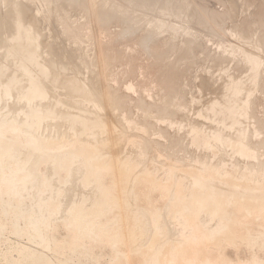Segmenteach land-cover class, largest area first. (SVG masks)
Returning <instances> with one entry per match:
<instances>
[{
  "label": "bare ground",
  "instance_id": "1",
  "mask_svg": "<svg viewBox=\"0 0 264 264\" xmlns=\"http://www.w3.org/2000/svg\"><path fill=\"white\" fill-rule=\"evenodd\" d=\"M34 1L35 0H0V47L2 48V44H3V42H4V39L6 40L7 39V41H9L8 40V37H10V36H12L16 41L15 42H13L14 40H13V38H12V44H10V45H8L7 44V41L5 42L6 44H7V48L6 49H8V46H11V47H16V48H13L14 49V51H16L15 49H18L17 51H19L21 54H20V56L21 57H19V59H21L22 58V60H23V62H20V61H18V62H20V64H25L26 66H28V69H29V71L30 72H28V70H27V72L26 73H28V74H25V72L24 73H22L21 75H23V77H24V79L27 77L29 80L27 81L28 82V85H26L22 90H20L19 91V89H18V92H16L17 90L15 89L16 88V84H17V78H19V77H17V75L15 76H13V74H12V72H10L11 70H10V65L8 64V63H11V62H13V61H10V62H8V58H9V54L8 53H10L8 50L6 51V49H5V47H4V49H5V54L4 55H2L1 53H0V56H2V58H3V60L0 62V73L2 74V77H4V80L2 81V80H0V105H2L3 106V104H4V106H6V104L8 103L9 104V102L7 101L9 98H10V95L11 94H13L14 92H15V98L14 99H16L17 101H18V103L20 104V103H24V105L25 106H27V109L26 110H24V111H18V112H16V113H11V112H5V114L4 113H0L1 115L3 114V116H2V118H0V232L2 231V234H3V232L4 231H7V232H9V233H11V234H13L12 236L14 237V235L16 236V237H20V238H25L26 240H27V242L29 241V242H31V243H33L34 245H36V246H38L37 248H39V249H36V250H34V249H30V248H28V247H20V246H14V247H12V246H10L9 248H7L6 250H4V251H2V252H0V260H2V262H3V264H67L66 262L69 260L70 262H72V261H74V260H77L76 262L78 263V262H80L81 260H83V261H85V264H87L89 261H92L93 262V260H95L96 258H97V255L96 256H94L93 255V257H92V251L94 250V248L96 249V247H95V245L97 244V245H100V247L101 246H103V245H101L102 244V242H105V243H107L106 244V246H108V248H111V252L112 253H114L110 258H112V261L110 260V262H112V263H108V264H113V263H117L118 262V264H119V262L121 263V260L122 261H124L123 260V257H121L120 255H121V253H122V251L120 252L119 251V248L118 247H120V246H118V243L120 242H122V244H123V241H122V239H124V238H122V234L120 233V231H115V225H112L111 223H110V221H112V219H109V218H105V219H107V220H102V219H104V217H106L107 215H111L112 213H113V209H115V207L117 206L116 204H115V200L117 199H115V197H117L116 196V194H115V196L113 197V192H114V190H115V188H117L119 185H120V187H121V190H122V188H125L126 186H129L128 184H130V182H132L131 180L133 179V177H134V175H133V173H134V171H135V169H134V167H135V165H134V167H133V169H134V171H133V169L131 170V167L133 166L132 164H131V162L133 161L132 159H127V160H125V158H124V160L125 161H122L123 163V165H122V169L121 170H119V172H120V174L119 175H121L120 177H119V179L121 180H119V179H116L117 180V182L119 183V181H120V183H119V185H117V187H115V185H114V182L113 181H111V183L110 184H108V186L106 185V186H103L102 185V178H105V177H103V174H104V172H107L108 173V171H109V167H111V166H109V162L107 163V162H105L104 160H103V157L104 156H106V154H104V155H100V154H98V148L100 149V148H102V147H104L105 145L107 146V143L104 145V146H101V147H98L97 145L99 144V143H97V144H93V145H90V144H87V143H84L83 144V142L81 143V142H79L78 143V136L79 135H81V134H79L78 135V132H79V130H80V128H82V129H85V128H87V127H93V125L94 124H96V123H98V122H101L102 123V119L100 118L101 116H100V107L98 108V106L99 105H97V106H95L96 104H97V102H96V104L94 103L95 102V98L93 97V95H92V93H91V91H90V88H88L89 87V84H88V86H87V84H85V82H83V80L82 79H88V77H89V75H88V77L87 78H85L84 76H82V75H79V76H82V82L81 81H74V80H66V81H64V84L67 86V89H69V96H76V97H79V102H75V103H73L72 104V106L70 107V109H66L65 107H62V108H60V106H62V105H60L58 102H56V108H55V106H52V108L54 107L55 108V111L57 110V111H61V109H63V108H65L66 110H64L63 111V113H58V114H56V113H54V112H50L49 110H50V108H51V105L52 104H54L55 102L53 101V103L52 104H50V102L48 103H45V100H47V98H48V95H47V91L44 89V84H47V83H52V81L54 80V78L56 77V76H51V74L49 73V72H51V71H53V69H51V67H49V66H51V65H53V63L50 61V63H52V64H50L49 66H47L48 67V69L47 68H45V69H47V70H49V68L51 69L50 71H47V70H45V71H43V69L40 67L41 65H43V66H45V61L43 62V64H41L40 65V63L38 62V61H35V60H33L34 58V56H37L38 54L37 53H39V51H36L37 49H35V51L37 52V53H35L36 55H34L33 57H32V55H30V54H28V52L27 51H29V50H33V48H35V46H36V48L38 47V46H40V45H43V46H45L44 44H40V45H38V43L37 44H35V46L33 45V43H35L34 42V39L32 40V38L33 37H31L30 36V33L31 34H33V36L34 35H36V37H38L37 39H38V41L39 40H41L42 38H44L43 36H40L41 34H43L44 35V33H41L40 35H39V31H36V29L37 30H40V28H41V30H43V28H42V26L44 27V24H43V22L42 21H44L45 20V17L46 18H48L49 17V20H51V18L53 19V21L55 20V22H56V24L55 23H53L54 25L53 26H57V27H55V28H59L58 27V25L63 29L61 32H63V33H61V32H59L61 35L62 34H67L66 33V31H71L72 30V28L75 30V28H77V26L78 25H76V26H74L75 24H77V23H75L74 24V22H75V20H72L71 19V17L72 18H74L73 16H71L70 17V19L72 20H70L69 19V17L66 15V14H68L69 12H70V10H73L74 12H78L79 14H81V13H85V12H88V13H91L93 16V21H94V23L96 24V25H98L97 27H98V29H101L100 27H102V25H104L103 27H105V29H106V26H108V24H109V27L111 26L110 24L114 21V22H118V21H120L121 22V24H122V28H123V30H122V28L120 29L121 30V34L120 35H122V36H120V37H128V38H135V36L136 37H138V47L140 46L141 48L140 49H142L144 52H146V53H148V54H150V55H154V57L153 58H155V55L157 56L156 58H159L160 60H162L163 61V63H165V64H167V66H165V67H168V68H170L171 69V72L173 71V72H176L177 74L176 75H178V73L181 71L180 69L181 68H186V69H184V70H188L187 72L188 73H190V71H189V69L188 68H190L189 66H187V67H185L187 64L188 65H190V63L192 62V61H194L193 59H195V58H193L194 57V55L195 54H197V52H195L197 49H199V48H196V40H192V39H194V38H196L197 37V34L199 33H195V32H193V30H196V29H193L192 31H191V29H189L190 31L189 32H191V33H194L195 34V36H193V37H190V33H189V35L188 34H184L186 31L185 30H183V32H182V30L181 29H184L183 28V26H182V28H181V26L179 27V25L180 24H176V23H182L183 21H185L184 23H186V22H188V24L192 27V28H196V27H198V28H200L199 30H203L204 31V33H205V28H208V26H210V25H212L213 24V20L214 19H216L217 18V16L215 17V15H213V14H215L216 13V11H215V13H213V9H212V7H211V9L212 10H210L209 9V7L208 8H206V6L207 5H205L204 3H202V2H204L205 0H201V2H200V0H195L197 3H199L200 2V4H197V7L199 8V6H200V11L202 10V11H204L203 13H205L206 15H201L202 14V11H201V14H199V10H198V8L196 9V5H195V3H192V0H44V1H46V2H48V3H50L52 6L49 8V7H47V8H49V10L46 8V10H48V12H49V15H46L47 13H45V17H44V20H42L41 21V19H40V17H39V14H37V12L35 11V9L32 7L31 8V6H32V4H34ZM40 1V0H39ZM120 1V2H119ZM199 1V2H198ZM207 1V0H206ZM213 1V0H212ZM215 1V0H214ZM222 1L223 0H221V3H222ZM236 2H237V0H235ZM246 2V5L249 7L248 9L250 10V8L255 12V14H256V17H254V15H253V17H252V15H251V17L252 18H254V19H256L257 20V22L255 21V23L257 24H259V25H255L258 29H256V28H253V29H256V30H258V32H259V30H261L260 29V25H262V26H264V0H245ZM36 2H38L37 0H36ZM46 2H44V3H46ZM59 2V5L57 6H54L55 5V3H58ZM194 2V1H193ZM242 2V0H240V2L238 1V5H240L239 3H241ZM40 3V2H39ZM38 3V4H39ZM210 3V2H209ZM215 3V2H214ZM225 3H227V0H226V2ZM224 3V4H225ZM228 3H230V2H228ZM227 3V4H228ZM124 4V5H123ZM202 4V5H201ZM203 4H204V7H203ZM206 4H207V2H206ZM213 4V3H212ZM226 4V6H228ZM231 5L232 4H234L233 3V0H232V3H230ZM236 4V3H235ZM42 5H44V4H42ZM46 5V4H45ZM44 5V6H45ZM222 5V4H221ZM231 5H230V7H231ZM237 5V6H238ZM242 5H243V2H242ZM242 5H240V7L242 8ZM245 5V4H244ZM245 5V6H246ZM226 6H225V8H226ZM233 6V5H232ZM235 6V5H234ZM68 7H70V9L68 8ZM202 7V8H201ZM230 7H227V9L229 10V8ZM236 7V6H235ZM239 7V8H240ZM44 7H43V9H45ZM66 8H68L69 9V12L67 13V10L65 11V9ZM237 8V7H236ZM245 8V7H244ZM247 8V7H246ZM258 8H260V9H258ZM227 9H224V10H227ZM232 8H230V10H231ZM233 9H235V8H233ZM232 9V14L230 13V12H228V13H230L231 15H229V14H227V15H229V16H231L232 17V15H234V12L238 9H236L235 11ZM198 10V11H197ZM223 10V12L222 13H224L225 11ZM240 10H242V9H240ZM239 10V11H240ZM45 11V10H44ZM64 11L66 12V13H64ZM234 11V12H233ZM3 12H5L4 14H5V16H2V14H3ZM221 12V11H220ZM245 12L247 13V10H245ZM257 12V13H256ZM43 13V12H42ZM64 13V14H63ZM78 13H77V15H78ZM245 13V14H246ZM64 15V17H63V15ZM71 14H72V12H71ZM74 14V13H73ZM72 14V15H73ZM217 14V13H216ZM226 14V13H225ZM224 14V15H225ZM236 14V13H235ZM241 13H239L238 14V16L240 15ZM254 14V13H253ZM62 15V16H61ZM84 15H86V13L85 14H83V16ZM88 15V14H87ZM86 15V16H87ZM219 13H218V17H219ZM222 15V14H221ZM221 15H220V17H221ZM226 15V16H227ZM243 15V11H242V14L240 15V16H242ZM247 15V14H246ZM250 15V14H249ZM39 18H38V17ZM44 16V15H43ZM69 16H70V14H69ZM81 16H82V14H81ZM85 16V17H86ZM203 16V18L204 17H206V16H209L210 17V19H211V22H212V24H209L208 26L206 25V19H208L207 20V24L210 22L209 21V18H205V20L202 18L201 19V17ZM229 16H227V19L226 20H232V19H228V17ZM235 16V17H234ZM232 18H236V16H237V14L236 15H234ZM219 17V18H220ZM231 17H229V18H231ZM243 17V16H242ZM241 17V18H242ZM247 17V16H246ZM40 19V21H41V23H42V26L40 27V22H39V20L38 19ZM223 18H226V17H224L223 16ZM221 19V18H220ZM220 19H216V20H214V22L216 21V23H218L217 22V20L218 21H220V28H224L225 26L223 25V24H221V23H223ZM238 19V18H237ZM242 19H244V17L242 18ZM49 20L48 19H46V23H47V21H48V23H50L49 22ZM76 20H78V19H76ZM80 20V19H79ZM92 20V19H91ZM90 20V21H91ZM204 20V21H203ZM240 20V19H239ZM238 20V21H239ZM67 21H70V23L68 22L67 23ZM74 21V22H73ZM85 21V20H84ZM209 21V22H208ZM224 21V20H223ZM234 21V20H233ZM236 22H237V20H235ZM38 22H39V24H38ZM44 22V23H45ZM52 22V21H51ZM78 22H80V21H78ZM110 22V23H109ZM113 22V23H114ZM224 22H226V21H224ZM229 22V21H228ZM232 22V21H231ZM45 23V24H46ZM227 23V22H226ZM233 23V22H232ZM38 24V26L40 27L39 29H38V26H36ZM58 24V25H57ZM70 24V25H69ZM74 24V25H73ZM95 24H94V26H95ZM100 24V25H99ZM107 24V25H106ZM118 24V23H117ZM188 24H185V25H188ZM230 24V23H229ZM238 24V23H237ZM241 24H242V22H241ZM250 24H252L251 22H250ZM49 25V24H48ZM72 25V26H71ZM84 25V24H83ZM83 25H81L82 27H83ZM90 25H91V23H90ZM89 25V26H90ZM116 25V24H115ZM206 25V26H205ZM224 27H223V26ZM227 25V24H226ZM248 25V24H247ZM253 25V24H252ZM46 27H47V25H45ZM205 26V28L203 29V27ZM214 26H216V27H218L217 26V24H214ZM213 26V27H214ZM233 27H236V26H234V25H232ZM238 26V25H237ZM262 26H261V28H262ZM37 27V28H36ZM49 27V26H48ZM96 27V28H97ZM102 27V28H103ZM211 27V26H210ZM215 27V28H216ZM229 27V26H228ZM239 27H241L242 28V25L240 26L239 25ZM238 27V28H239ZM252 27H254V26H249V28L247 27L246 29L248 30V29H252ZM50 28H53L52 26L50 27ZM61 28H59V29H61ZM87 28V27H86ZM108 28V27H107ZM181 28V29H180ZM214 28V29H215ZM229 28H231V26L229 27ZM237 28V30H239ZM264 28V27H263ZM94 29V28H93ZM105 29H103L104 31H105ZM119 29V28H118ZM209 29V28H208ZM207 29V30H208ZM213 29V28H212ZM218 29H219V27H218ZM235 29V28H234ZM245 29V30H246ZM40 30V31H41ZM45 30V29H44ZM47 30H49V29H47ZM74 30H72V31H74ZM78 30V29H77ZM83 30V29H82ZM107 30V29H106ZM187 30V29H186ZM210 31H211V29H209ZM208 30V31H209ZM216 30V29H215ZM223 30H226V29H223ZM223 30H221V29H219V31H221L222 33L224 32ZM228 30L230 31V29H227L226 31V33H229V34H232V33H230V32H232V31H234L232 28H231V30L232 31H230V32H228ZM236 30V31H237ZM249 30V31H250ZM49 31H51V30H49ZM53 31V30H52ZM71 31V32H72ZM76 31V30H75ZM87 31V30H86ZM110 31H112V30H110ZM116 31V30H115ZM185 31V32H184ZM198 31V30H197ZM207 31V32H208ZM209 31V33H210V35L212 34V33H214L213 32V30H212V32H210ZM242 32V30H239V32ZM248 31V32H249ZM251 31H254V30H251ZM27 32H28V36H30L31 37V39H30V42H31V40L33 41V43H29L27 40L29 39V37L27 36ZM35 34H34V33ZM54 32H55V30H54ZM57 32V33H58ZM69 33L68 32V36H69V34H72V33ZM77 32V31H76ZM96 32H98V31H96ZM106 32V31H105ZM188 32V31H187ZM215 32H217V31H215ZM221 32H218V34H220ZM238 32V33H239ZM262 32V30L259 32V33H257V34H260ZM263 32H264V30H263ZM74 33V32H73ZM115 33V32H114ZM225 33V32H224ZM238 33H236L235 32V34H238ZM246 33L247 32H243L242 34H243V37H245V35H246ZM250 34H251V32H249ZM253 33V32H252ZM48 34V33H47ZM54 34V36L56 35L55 33H53ZM52 34V35H53ZM60 34H57V35H59L60 36ZM79 34V33H78ZM96 34V33H95ZM102 34V33H101ZM119 34V33H118ZM201 34H203L202 32H201ZM235 34L233 33L231 36L233 37V35H234V37H235V40H236V37L237 36H235ZM249 34V35H250ZM257 34H255L256 36H257ZM263 34V33H262ZM262 34H260V35H262ZM63 35V36H64ZM73 35V34H72ZM87 35V34H86ZM98 35V34H97ZM95 36V37H93V39H91L92 40V42L94 41V42H96V43H94V45H92V44H90L91 46H96L95 48H94V50H93V48H92V50H90V51H93V52H90V51H88L89 49H91V47L89 46V44H88V47L86 46V50H87V48H88V52H90L88 55H87V57H84V58H87V59H83L81 56L82 55H78V54H80V52H83L85 49H84V47H83V49L81 48V44L80 45H78L79 43H78V40L77 41H74L77 45L76 46H74L75 48H73V50H74V53H73V51H72V53H70L69 55H67V57H68V59H69V61H70V57H71V61H72V57H73V61L76 59V58H78L80 61H79V65L80 66H82L83 68H85L86 70H88V72H90V71H92V70H94L96 67H94V65L95 64H92L94 61H99V62H97L96 64H98V63H100L101 65L99 66V67H101L102 65H106V68L107 67H109L110 66V64H111V62L109 63V59H111L110 57H109V59H108V57H106V56H104V55H106V54H104L103 55V53H100V52H98L97 53V49H99L98 47H100L99 45H100V42H99V36ZM114 35V34H113ZM206 35L207 34H204V36H200V34H199V36L201 37V40L204 38V37H206ZM214 35H215V33L212 35L213 37H214ZM221 35H223V34H221ZM248 35V34H247ZM246 35V36H247ZM249 35H248V37H249ZM253 37H252V39L253 38H255L256 36H254L253 34H251ZM251 35H250V37H251ZM53 36V37H54ZM63 36L62 37H60V38H63ZM67 36V37H68ZM71 36V35H70ZM74 36V35H73ZM82 36V35H81ZM212 36H208L207 35V37H209L210 39H212L213 37ZM226 36V35H225ZM230 36V35H229ZM238 36H239V39L238 40H240V38L242 37V35L240 36V33L238 34ZM42 37V38H41ZM48 37H49V35H48ZM75 37V36H74ZM74 37H72V38H74ZM114 37H115V35H114ZM117 37V36H116ZM199 37V38H200ZM206 37V39H205V43H206V40H208V38ZM215 37H216V35H215ZM214 37V38H215ZM217 37H220V35L219 36H217ZM216 37V38H217ZM224 37V36H223ZM241 38V39H244V38ZM249 37V38H250ZM263 37V36H262ZM11 38V37H10ZM9 38V39H10ZM60 38L58 37V39L60 40ZM70 38V37H69ZM76 38V37H75ZM105 38V37H104ZM127 38V39H128ZM191 38V39H190ZM198 38V37H197ZM196 38V39H197ZM199 38L197 39V40H199ZM213 38V39H214ZM215 38V39H216ZM228 38V37H227ZM246 38V37H245ZM258 38V37H257ZM264 38V37H263ZM51 39H53V38H51ZM81 39V38H80ZM117 39V38H116ZM115 39V40H116ZM119 39V38H118ZM122 39V38H121ZM120 39V40H121ZM124 39V38H123ZM209 39V40H210ZM219 39V40H218ZM218 39H216L217 40V43L220 41V39H223V38H218ZM261 38H259V40H260ZM11 40V39H10ZM46 40H48L49 41V39L48 38H46ZM53 40H56V39H53ZM66 39H64V41H65ZM74 40V39H73ZM84 40V39H83ZM90 40V41H91ZM114 40V39H113ZM135 40H137V39H135ZM204 40V39H203ZM245 40V39H244ZM258 40V42H260ZM42 41V40H41ZM80 41V40H79ZM90 41H89V43H90ZM200 41V40H199ZM199 41H198V43H199ZM225 41V40H224ZM246 41H248L247 39H246ZM255 41V39H253L251 42L250 41H248V43L249 44H251V46L253 47V45H252V42L253 43H255L256 44V46H257V44L258 43H256V42H254ZM256 41H257V39H256ZM36 42H37V40H36ZM50 42V41H49ZM54 42V41H53ZM59 42V44H57V45H59V47H62V42H63V40L61 39V43H60V41H58ZM66 42H68L69 43V41H66ZM71 42L72 43H74L72 40H71ZM112 42V41H111ZM116 43L118 42V41H115ZM126 42V41H125ZM204 42V41H203ZM208 42H210V41H208ZM240 42H245V41H240ZM262 42H264V39H263V41ZM4 43V44H5ZM9 43H11V42H9ZM41 43V42H40ZM44 43V42H43ZM47 43V42H46ZM65 43V42H64ZM200 43H202V41L200 42ZM204 43V44H205ZM212 43V42H211ZM220 43H222V41L220 42ZM245 43H247V42H245ZM247 43V44H248ZM33 45L32 46V48H30L29 47V45ZM52 44V43H51ZM51 44L49 45L50 46V48L48 47V49H49V51H53L54 50V45H52L53 46V49L52 50H50L51 49ZM54 44V43H53ZM71 44V43H70ZM101 44H103V43H101ZM115 44V43H114ZM195 44V45H194ZM203 44V45H204ZM215 44H216V42H215ZM215 44H213V46L215 45ZM233 44V43H232ZM254 44V45H255ZM262 44V43H261ZM259 45L258 44V46H262L263 47V45L264 44H262V45ZM56 45V46H57ZM67 45H69V44H67ZM73 45V44H72ZM87 45V44H86ZM117 45V44H116ZM203 45L201 46V44L199 45H197V47L199 46H201V47H203ZM206 45V44H205ZM221 45H223V43L221 44ZM225 45V44H224ZM229 45V44H228ZM235 45V44H234ZM43 46H41V49H40V47H39V49L40 50H42V52H40V54L41 53H43V52H46L44 49H42V47ZM66 46V44L64 45V47H62V48H66L65 47ZM83 46V45H82ZM113 46V45H112ZM195 46V48H196V50L195 49H191L192 47H194ZM207 46V49H206V53H207V51L209 50L208 49V46L209 45H206ZM206 46H204V48L206 47ZM211 46V45H210ZM212 46V47H213ZM232 46V45H231ZM246 46V45H245ZM250 46V45H249ZM256 46H254V48L256 47ZM26 47H29V50H26ZM46 47V46H45ZM68 47V46H67ZM70 47V46H69ZM90 47V48H89ZM200 47V48H201ZM229 47V46H228ZM241 47V46H240ZM247 47V46H246ZM259 47V48H260ZM261 47V48H262ZM10 48V47H9ZM57 48V47H56ZM55 48V49H56ZM108 48V47H107ZM131 48V47H130ZM133 48V47H132ZM203 48V50L205 51V49ZM226 50H227V48H226V46L224 47ZM251 48V47H250ZM253 48V49H254ZM257 49H258V47H256ZM260 48V49H261ZM264 48V47H263ZM262 48V49H263ZM12 49V50H13ZM38 49V50H39ZM48 49H46L47 51H48ZM57 49H61V48H57ZM67 49V48H66ZM69 49V48H68ZM83 51H82V50ZM134 49V48H133ZM191 49V50H190ZM202 49V48H201ZM200 49V54H206L205 52L204 53H202L203 52V50H201ZM212 49V48H211ZM210 49V50H211ZM220 49V48H219ZM223 49V48H222ZM225 49L224 50H222V51H224L225 52ZM229 49V48H228ZM232 49H234V48H232ZM239 49V48H238ZM242 49H243V47H242ZM257 49H256V51H257ZM44 50V51H43ZM64 50V49H63ZM81 50V51H80ZM85 50V51H86ZM128 50H130L129 48H128ZM186 50H189V51H186ZM217 50V49H216ZM221 50V49H220ZM250 50H252V49H250ZM11 51V50H10ZM34 51V52H35ZM49 51L47 52V54L49 53ZM57 51V50H56ZM59 51V50H58ZM85 51L83 52V53H85ZM121 51V50H120ZM120 51H118L119 53H120ZM141 51V50H140ZM183 51H186L187 52V54H185L186 52H184V54H185V58L182 56H180L181 54H183ZM195 52V54L194 53H190V52ZM211 51H213V50H211ZM227 51H229V50H227ZM236 50H231V52L233 53V52H235ZM238 51V50H237ZM236 51V52H237ZM259 51V50H258ZM2 52H3V49H2ZM19 52H18V54H19ZM26 52V53H25ZM30 52V51H29ZM65 52V51H64ZM69 52H71V50L69 51ZM108 52V51H107ZM106 52V53H107ZM110 52V51H109ZM111 52H115V53H117L116 52V50L114 49V50H112ZM125 52V51H124ZM129 52V51H128ZM132 52H133V50H132ZM131 52V53H132ZM198 52H199V50H198ZM210 51H208V53H209ZM216 52V51H215ZM217 52L218 53H220L218 50H217ZM241 52V50H239V52H237V54H242V52ZM247 52V51H246ZM252 52H254V51H252ZM4 53V52H3ZM31 53V52H30ZM52 53V52H51ZM62 53H63V51H62ZM61 53V54H62ZM68 53V52H67ZM67 53H65V54H67ZM82 53V54H83ZM114 53V54H115ZM122 53V52H121ZM127 53V52H126ZM125 53V54H126ZM206 54V55H210V53L209 54ZM212 54H213V52H211ZM217 53V55H219ZM230 53V52H229ZM229 53H224V54H227L228 55V57H231L230 56V54ZM231 53V54H232ZM262 53V52H261ZM263 53H264V49H263ZM52 54H54V53H52ZM60 54V55H61ZM86 54V53H85ZM112 54V53H111ZM110 53H109V55H111ZM114 54H112V56H114ZM183 54V55H184ZM190 54L192 55V57H190ZM212 54H211V56L209 57V58H211L212 57ZM223 54V53H222ZM237 54H235L236 56H233V57H238V55ZM243 54H247V53H243ZM251 54V53H250ZM250 54H248L245 58H243L244 60H241L242 58V56L240 57L241 59V61H244L245 62V60H246V64L244 63V65H246L247 66V68H246V70L249 68V69H255V70H258L260 67H261V65L263 64L262 63V60H260L259 61V59H258V57L257 58H255V57H252V54L250 55ZM7 55H9L8 57H7ZM12 55H13V53H12ZM15 55V54H14ZM13 55V56H14ZM49 55V54H48ZM76 55V56H75ZM93 55H95V56H93ZM108 55V56H109ZM115 55H118V54H115ZM121 55V54H120ZM120 55H118V57L120 56ZM122 55H123V53H122ZM121 55V56H122ZM141 55V54H140ZM263 55V54H262ZM17 56H19V55H16L15 57H17ZM39 56V55H38ZM41 56H42V54H41ZM45 56H46V53H45ZM44 56V57H45ZM56 56H59V55H56ZM56 56L54 57V55H52V56H50V57H52V58H56ZM65 56V55H64ZM79 56V57H78ZM129 56H130V54H129ZM221 56H223V55H220V57ZM224 56H226V55H224ZM254 56V55H253ZM14 57V58H15ZM76 57V58H75ZM126 57V56H125ZM131 57H132V55H131ZM195 57H198V55L197 56H195ZM217 57V56H216ZM219 57V58H220ZM228 57L226 58V59H228ZM1 58V57H0ZM12 58V57H11ZM11 58H10V60H11ZM18 58V57H17ZM17 58L16 59H14V64H15V60L17 61ZM37 58V57H36ZM42 58V57H41ZM47 58H48V56H47ZM58 58V57H57ZM56 58V59H57ZM75 58V59H74ZM113 58V57H112ZM116 58V57H115ZM181 58H184V59H182L181 60ZM193 58V59H192ZM200 58H202V57H200ZM200 58H198L199 59V61H198V63H200V62H203V60L201 61L200 60ZM207 58V56H205V59ZM212 58H215V55H214V57H212ZM218 58V57H217ZM217 58H215L216 60H217ZM222 58V57H221ZM220 58V60L222 61H224L225 60V58L224 59H221ZM261 58V57H260ZM18 59V60H19ZM38 59V58H37ZM45 59V58H44ZM55 59V60H56ZM67 59V58H66ZM68 59H67V61H68ZM78 59H76V60H78ZM123 59V58H122ZM126 59V58H125ZM132 59V58H131ZM158 59V60H159ZM165 59V60H164ZM180 59V60H179ZM203 59H204V57H203ZM230 59H232V58H230ZM234 59V58H233ZM238 60H239V57L237 58ZM237 59H234V60H237ZM1 60V59H0ZM38 60H40V59H38ZM63 60V59H62ZM114 60V59H113ZM117 60V59H116ZM178 60H179V63H178ZM192 60V61H191ZM207 60V59H206ZM206 60H204V61H206ZM213 60V62H214V64H213V66L215 65V60L214 59H211L210 61H212ZM229 60V59H228ZM226 61V62H224V63H222L221 62V64H227V62H228V64L230 63V61L231 60H229V61ZM47 61V60H46ZM58 61V60H57ZM61 60L59 59V63H61L60 62ZM64 61H65V59H64ZM63 61V62H64ZM115 61V60H114ZM131 61V60H130ZM133 61V60H132ZM219 61V60H218ZM40 62H41V60H40ZM41 62V63H42ZM56 62V61H55ZM54 62V63H55ZM75 62V61H74ZM81 62V63H80ZM84 62V63H83ZM148 62H150V61H148ZM161 62V61H160ZM196 62H197V58H196ZM207 62V61H206ZM209 62V61H208ZM213 62H210V64L211 63H213ZM232 63H233V60L231 61ZM235 62V61H234ZM65 64L67 63L68 64V62H64ZM70 63H72V62H70ZM95 63V62H94ZM135 63V62H134ZM181 63V64H180ZM198 63H196V64H198ZM219 64H220V62H218ZM218 63H216V64H218ZM238 63H240L239 61H238ZM8 64V66L6 67V65ZM17 64V63H16ZM48 64V63H47ZM46 64V65H47ZM115 64V63H114ZM208 64V63H207ZM206 64V65H207ZM210 64H208V66H210ZM220 64V65H221ZM40 65V66H39ZM55 65V64H54ZM62 65H64V64H62ZM109 65V66H108ZM169 65V66H168ZM185 65V66H184ZM195 65V64H194ZM201 65V64H200ZM206 65H205V69H206ZM219 65V66H220ZM231 65H233V64H231ZM231 65H230V68H231ZM12 66V65H11ZM16 66V65H15ZM22 66V65H21ZM59 66V65H58ZM57 66V64H56V67H58ZM71 66V65H70ZM69 66V67H70ZM77 66H78V63H77ZM79 66V67H80ZM94 68H93V67ZM97 66V65H96ZM104 66H102V68L104 67ZM116 66V65H115ZM159 66V65H158ZM182 66V67H181ZM197 66V65H196ZM213 66H211V68L213 67ZM216 66V65H215ZM218 65L216 66V67H219ZM222 66V65H221ZM219 67V68H222V67H224V66H222V67ZM239 66H240V64H239ZM243 66V65H242ZM246 66H244V67H246ZM66 67V66H65ZM72 67V66H71ZM75 67V66H74ZM93 68L92 70H91V68ZM99 67H97V68H99ZM143 67V66H142ZM198 67H199V65H198ZM215 67V68H216ZM229 67V66H228ZM236 67H238V65L236 66V64H235V67H234V69L236 68ZM263 68H264V66H262ZM261 67V69L263 70V68ZM12 68V67H11ZM13 68H14V65H13ZM53 68V67H52ZM77 68V67H76ZM75 68V69H76ZM106 68H104L103 69V72H104V70H107ZM109 68H111V66L109 67ZM168 68H166V69H168ZM226 68V67H225ZM224 68V69H225ZM239 68V67H238ZM240 68H242V67H240ZM67 69V68H66ZM70 69V68H69ZM165 69V70H166ZM170 69H169V71H170ZM192 70L191 71H193V68H191ZM199 69H202L203 70V68H201V66H200V68ZM199 69H197V70H199ZM208 70H205L207 73L211 70V69H209V67L207 68ZM223 69V68H222ZM228 69V68H227ZM261 69L259 70V71H261ZM14 70V69H13ZM15 70H17V69H15ZM14 70V71H15ZM19 70V69H18ZM26 70V69H25ZM24 70V71H25ZM73 71H74V68L72 69ZM82 70V69H81ZM85 70V71H86ZM137 70V69H136ZM181 71V73L182 72H185V74H186V71ZM216 70V69H215ZM221 70V69H220ZM229 70V69H228ZM238 70V69H237ZM13 71V72H14ZM20 71V70H19ZM18 71V72H19ZM63 71V70H62ZM66 71V70H65ZM68 71V70H67ZM80 71V70H79ZM84 71V70H83ZM94 71H96V69L94 70ZM99 71V70H98ZM108 72L110 71L109 69L107 70ZM161 71V70H160ZM168 71V72H169ZM213 71V70H212ZM224 71V70H223ZM231 71V70H230ZM55 72V71H54ZM100 72H102V71H99V73ZM112 72H114V70L112 71ZM129 72V71H128ZM137 72V71H136ZM173 72H172V74H170V75H174L173 74ZM195 72V71H194ZM193 72V73H194ZM216 72H217V70H216ZM254 72H256V71H254ZM254 72H252V73H254ZM264 71H262V72H260V74L261 73H263ZM14 73H16V72H14ZM21 73V72H20ZM59 73V72H58ZM62 73H64V72H62ZM67 73V72H66ZM94 73V75L95 76H93V77H95L96 78V80H97V76H96V74H95V72H93ZM96 73H98L97 71H96ZM149 73V72H148ZM151 73H152V71H151ZM161 73V72H160ZM180 73V75H182ZM187 73V74H188ZM250 73V72H249ZM248 73V74H249ZM60 74V73H59ZM76 74V73H75ZM74 74V75H75ZM77 74H79V73H77ZM81 74V73H80ZM83 74L85 75V72H83ZM87 74V73H86ZM89 74V73H88ZM91 74V73H90ZM104 74V73H103ZM102 74V75H103ZM144 74V73H143ZM154 74V73H153ZM215 74V73H214ZM221 74V73H220ZM258 74V73H257ZM256 74V75H257ZM260 74H258V75H260ZM264 74V73H263ZM263 74H261V75H263ZM68 75H70L69 73H68ZM93 75V74H92ZM101 75V74H100ZM101 75V76H102ZM106 76H108L109 74H105ZM114 75V74H113ZM159 75V74H158ZM176 75H174V76H176ZM202 75H204V76H206L205 74H202ZM209 75V74H208ZM239 75V74H238ZM242 75V74H241ZM244 75V74H243ZM255 75V74H254ZM256 75L254 76V78L256 79L257 77H256ZM1 76V75H0ZM18 76H19V74H18ZM67 76V75H66ZM87 76V75H86ZM101 76H100V78H101ZM111 76H112V74H111ZM130 76V75H129ZM203 76V77H204ZM227 77H229L228 75H226ZM225 76V77H226ZM17 77V78H16ZM64 77H65V75H64ZM77 77H78V75H77ZM103 77V76H102ZM105 77V76H104ZM115 77V76H114ZM113 77V78H114ZM137 77V76H136ZM144 77V76H143ZM154 77V76H153ZM157 77V76H156ZM161 77V76H160ZM200 77V76H199ZM207 77V76H206ZM209 77L211 78L212 76H210L209 75ZM241 77V76H240ZM239 77V78H240ZM248 77H249V75H248ZM250 77H251V75H250ZM20 78H21V76H20ZM20 78H19V80H20ZM62 78V77H61ZM66 78V77H65ZM68 78H70V77H68ZM183 78V77H182ZM185 78V77H184ZM214 78V77H213ZM220 78H221V76H220ZM220 78H218V79H220ZM260 78V77H259ZM1 79V78H0ZM56 79V78H55ZM63 79V78H62ZM75 79V78H74ZM77 79V78H76ZM89 79H90V82H91V79L92 80H95V79H93V78H90L89 77ZM106 79H108V77H106ZM110 79V78H109ZM115 79H116V77H115ZM169 79V78H168ZM179 79V78H178ZM194 79H195V77H194ZM215 79V78H214ZM230 79V78H229ZM233 79V78H232ZM246 79H248V78H246ZM255 79H253L252 78V81H251V83L252 82H254L255 81ZM27 80V79H26ZM63 80H65V79H63ZM95 80V81H96ZM101 80H102V78H101ZM111 80V79H110ZM109 80V81H110ZM125 80V79H124ZM160 80V79H159ZM174 80V81H173ZM172 80V82H173V86H171V87H174L175 89H176V91H172V92H174V94L175 95H178L179 94V96L177 97V96H174L173 95V93L172 92H169V93H172V95H173V97L176 99V98H180V95L181 94H183L184 92L186 93L188 90H187V88L189 87V88H191L190 86L191 85H193V82H192V84L189 86H185V85H183L184 83H181L180 81L182 80H180V81H178L176 78H174ZM207 80H208V78H207ZM222 80V79H221ZM220 80V82H222ZM227 80V79H226ZM234 80V79H233ZM245 80V79H244ZM250 80H251V78H250ZM21 81V80H20ZM62 81V80H61ZM61 81H60V83H61ZM85 81V80H84ZM87 81V80H86ZM89 81V80H88ZM98 81V80H97ZM99 81H100V79H99ZM106 81V80H105ZM108 81V80H107ZM106 81V82H107ZM114 81V80H113ZM126 81V80H125ZM152 81V80H151ZM184 81V80H183ZM194 81V80H193ZM203 81H206V79L204 80V78H203ZM217 81V80H216ZM225 81V80H224ZM248 81V80H247ZM24 82V81H23ZM54 82V81H53ZM56 82V81H55ZM89 82V83H90ZM115 82V81H114ZM143 82H146V81H143ZM195 82H197V81H195ZM201 82V81H200ZM207 82V81H206ZM206 82H203V83H206ZM210 82V81H209ZM242 82V81H241ZM22 83V82H21ZM88 83V82H87ZM92 84H93V82H91ZM90 83V84H91ZM96 83V82H95ZM101 83V82H100ZM104 83V82H103ZM122 83V82H121ZM135 83H137V82H135ZM181 83V84H180ZM225 83V82H224ZM232 83V82H231ZM231 83H229V84H231ZM234 83H236L235 81H234ZM233 83V84H234ZM247 83H249V82H247ZM96 84H98V83H96ZM134 84V83H133ZM144 84V83H143ZM152 84V83H151ZM201 84H202V82H201ZM218 84V83H217ZM216 84V85H217ZM220 84V83H219ZM219 84H218V86H219ZM232 84V85H233ZM257 84V83H256ZM259 84V83H258ZM258 84H257V86H258ZM55 85V87H56V84H54ZM60 85V84H59ZM107 85V84H106ZM119 85V84H118ZM121 85V84H120ZM127 85V84H126ZM129 85V84H128ZM200 85V84H199ZM206 85H207V83H206ZM205 85V86H206ZM222 85V84H221ZM220 85V86H221ZM227 84H225V86H226ZM236 85H238V84H236ZM239 85H240V83H239ZM96 86V85H95ZM142 86V85H141ZM146 86H147V84H146ZM146 86L144 87V89L146 88ZM161 86V85H160ZM166 86V85H165ZM169 86V85H168ZM167 86V87H168ZM176 86V87H175ZM201 87L202 86H204V85H200ZM224 86V85H223ZM225 86H224V89H225ZM248 86V85H247ZM61 87V86H60ZM106 87V86H105ZM119 87V86H118ZM170 87V88H171ZM214 87V86H213ZM249 87H251V85L249 86ZM262 87V86H261ZM58 88V87H57ZM101 88V87H100ZM108 88V87H107ZM163 88V87H162ZM164 88H166V87H164ZM169 88V90H171ZM173 88V89H174ZM179 88V89H178ZM223 88V87H222ZM221 88V89H222ZM228 87H226V89H227ZM231 87H229V89H230ZM236 88V87H235ZM240 88V87H239ZM253 88H255V87H253ZM66 89V88H65ZM106 89V88H105ZM112 89V88H111ZM115 89V88H114ZM143 89V90H144ZM168 89V88H167ZM174 89V90H175ZM194 89V88H193ZM204 88H202V93H204L203 91L205 90H203ZM207 89V88H206ZM211 89V88H210ZM225 89V90H226ZM242 89V88H241ZM252 89V88H251ZM250 89V90H251ZM263 89H264V87H263ZM262 89V90H263ZM95 90H97V89H95ZM100 90V89H99ZM98 90V91H99ZM122 90V89H121ZM133 90V89H132ZM140 90V89H139ZM166 89H164V91H162V90H160V92L161 93H163V94H165V92L166 91H168V90H166ZM187 90V91H186ZM209 90V89H208ZM207 90V91H208ZM220 90V89H219ZM228 90V89H227ZM227 90H226V92H227ZM243 90V89H242ZM98 91H97V93H98ZM104 91H106V90H104ZM110 91V90H109ZM189 91H192V89L191 90H189ZM206 91V90H205ZM207 91H206V93H207ZM211 92H210V94L212 93V89L210 90ZM236 91V90H235ZM244 91V90H243ZM101 92H102V90H101ZM110 92H112V91H110ZM110 92H108V99H109V102H111L110 101V99H112V97L110 98V96L111 95H109V93ZM115 92V91H114ZM138 92V91H137ZM146 92V91H145ZM149 92V91H148ZM157 92V91H156ZM194 92H195V90H194ZM216 92H218V91H216ZM253 92V91H252ZM251 92V93H252ZM51 93V92H50ZM113 93V92H112ZM111 93V94H112ZM120 93V92H119ZM140 93V92H139ZM160 93V94H161ZM191 93V92H190ZM222 93V92H221ZM221 93H218V94H221ZM229 94H231V93H233V91L231 90V93L230 92H228ZM236 93V92H235ZM241 93V92H240ZM239 93V94H240ZM250 93V92H249ZM257 93V92H256ZM94 94V93H93ZM115 94L117 95V93L115 92ZM159 94V95H160ZM163 94H161L160 96L162 97V96H165V95H167V94H165V95H163ZM189 94V93H188ZM188 94H183V95H188ZM199 94H200V92H199ZM199 94H198V96H199ZM225 94V93H224ZM228 94V95H229ZM244 94V93H243ZM248 94V93H247ZM261 94V93H260ZM259 94V95H260ZM106 95V96H107ZM139 95V94H138ZM143 95H144V92H143ZM170 95V94H169ZM168 95V96H169ZM183 95H181V97L183 96ZM193 95V92H192V94H191V96ZM197 95V94H196ZM201 95V94H200ZM203 95V94H202ZM211 95H213V94H211ZM227 95V94H226ZM225 95V96H226ZM245 95H246V91H245ZM244 95V96H245ZM252 95V94H251ZM250 95V96H251ZM12 96V95H11ZM14 96V95H13ZM12 96V97H13ZM65 96V95H64ZM69 96H67V97H69ZM94 96H95V94H94ZM114 96V95H113ZM119 96V95H118ZM132 96V95H131ZM146 96V95H145ZM189 96V95H188ZM198 96H196V97H198ZM206 96V95H205ZM209 97H210V95H208ZM208 96H206V97H208ZM219 96V95H218ZM221 96V95H220ZM233 96V95H232ZM231 96V99L233 98ZM241 96V95H240ZM247 96V95H246ZM254 96H255V94H254ZM264 96V95H263ZM49 97H51L50 99H52V96L51 95H49ZM55 97V96H54ZM53 97V98H54ZM100 97H102V96H100ZM116 97V96H115ZM124 97V96H123ZM166 97V96H165ZM165 97H164V99H165ZM173 97L171 98V97H167V98H170L169 100H172L173 99ZM195 97V96H194ZM203 97H204V95H203ZM205 97V98H206ZM213 96H211V98H212ZM235 97V96H234ZM249 97V96H248ZM75 98V97H74ZM93 98H94V100H93ZM126 98V97H125ZM128 98V97H127ZM185 98H187V96L185 97ZM188 98H190V96L188 97ZM193 98V97H192ZM201 100H200V102L204 99V98H202V97H199ZM198 98V99H199ZM224 98V97H223ZM227 98V97H226ZM254 98V97H253ZM261 98V97H260ZM11 100H14V99H12V98H10ZM9 99V101L11 102V100ZM64 99H66V98H64ZM70 99V98H69ZM83 101H82V100ZM114 99V98H113ZM118 99H120V98H118L117 97V100ZM156 99H157V96H156ZM159 99V98H158ZM163 98H162V100H159V101H163L164 100ZM182 99V98H181ZM193 99H195V98H193ZM192 99V100H193ZM216 99V98H215ZM219 99V98H218ZM218 99H216V100H218ZM225 99V98H224ZM235 99V98H234ZM233 99V100H234ZM242 99V98H241ZM252 99V98H251ZM255 99H256V97H255ZM16 100H14V101H16ZM71 100V99H70ZM73 100V99H72ZM129 100V99H128ZM138 101H139V99H137ZM149 100V99H148ZM168 100V99H167ZM188 100V99H187ZM208 100V99H207ZM221 100H223V99H221ZM230 100V99H229ZM233 100H232V102H233ZM13 101V102H14ZM85 101H89L91 104H90V108L88 109L87 108V106L85 105V107L83 106V103L84 104H87V103H85ZM108 101V100H107ZM115 101V103H114V105H117L116 103H117V101L116 100H114ZM125 101V100H124ZM173 101V100H172ZM176 101V100H175ZM177 101H179V100H177ZM184 101L186 102V100L184 99ZM184 101H182V102H184ZM189 101V100H188ZM191 101V100H190ZM195 101H196V99H195ZM199 101V100H198ZM197 101V102H198ZM204 102L206 101V99H204L203 100ZM209 101V100H208ZM225 101V100H224ZM223 101V102H224ZM235 102L236 101H240L241 102V100L239 99L238 100V98H237V100H234ZM249 101V100H248ZM247 101V102H248ZM256 101V100H255ZM264 101V100H263ZM262 101V102H263ZM118 102H119V100H118ZM135 102H137V101H135ZM134 102V103H135ZM168 103H169V101H167ZM184 102V103H185ZM210 102V101H209ZM216 102V101H215ZM219 102V101H218ZM221 102V101H220ZM220 102H219V104L218 103H216V104H218L219 105V108H220V106H222V105H220ZM223 102H221V104L223 103ZM234 102V103H235ZM16 103V107H17V102H15ZM15 103H13V106H14V104ZM49 104V105H45V104ZM125 103V102H124ZM128 103V102H127ZM145 103H146V101H145ZM148 103V102H147ZM160 103V102H159ZM159 103H157V105L159 104ZM164 103H166V102H164ZM174 103V102H173ZM179 103H181V100L179 101ZM190 103H192V102H190ZM212 103V102H211ZM233 103V104H234ZM239 103V102H238ZM246 103V102H245ZM256 103V102H255ZM7 104V105H8ZM12 104V103H11ZM10 104V105H11ZM57 104H59L58 106V108H60L59 110L57 109ZM111 104H113V103H111ZM199 104V103H198ZM228 104V103H227ZM226 104V105H227ZM230 104V103H229ZM251 104V103H250ZM257 104V103H256ZM261 104V103H260ZM259 104V105H260ZM23 105V104H22ZM23 105V106H24ZM65 105V104H64ZM110 105V104H109ZM168 105V104H167ZM175 105V104H174ZM195 105V104H194ZM197 105V104H196ZM200 105V104H199ZM206 105H208V104H206ZM211 105V104H210ZM238 105V107H239V104H237ZM241 105V104H240ZM243 105V104H242ZM242 105H241V108H242ZM245 105V104H244ZM244 105H243V107H244ZM247 105V104H246ZM253 105V104H252ZM138 106V105H137ZM139 106H142V103H141V105H139ZM145 106V105H144ZM148 106V105H147ZM151 106V105H150ZM163 106V105H162ZM172 106V105H171ZM184 106H185V104H184ZM224 106V105H223ZM229 106V105H228ZM230 106H231V104H230ZM233 106H236V105H233ZM233 106H232V108H233ZM250 106V105H249ZM11 108H13L12 106H10ZM16 107H15V111H17L16 110ZM19 107V106H18ZM17 107V108H18ZM50 107V108H49ZM168 107V106H167ZM186 107V106H185ZM185 107H180V108H177L176 106H175V109L177 108V112L180 114L181 112H183V113H185L184 111L186 110V109H184ZM188 107V106H187ZM201 107V106H200ZM211 107V106H210ZM218 107V106H217ZM8 108V107H7ZM23 108V107H22ZM51 108V109H52ZM53 108V109H54ZM120 108V107H119ZM123 108V107H122ZM137 108V107H136ZM155 108V107H154ZM163 108V107H162ZM161 108V109H162ZM165 108V107H164ZM192 108V107H191ZM196 108H198V107H196ZM224 108V107H223ZM223 108H222V111H223ZM228 107L227 106H225V109H227ZM230 108V107H229ZM232 108H231V112L233 111L232 110ZM235 108V107H234ZM233 108V109H234ZM240 107H239V109H241ZM249 108V107H248ZM1 109V108H0ZM10 109V108H9ZM19 109V108H18ZM52 109V110H53ZM107 109V108H106ZM113 109H115L114 107H113ZM116 109H117V106H116ZM124 109H126V108H124ZM141 109V108H140ZM150 109V108H149ZM160 109V108H159ZM174 109V110H175ZM202 109V108H201ZM206 109V108H205ZM209 108L207 107V110H208ZM215 109V108H214ZM213 109V110H214ZM238 109V108H237ZM243 109V108H242ZM259 109V108H258ZM258 109H256L254 112H257V110ZM261 109V108H260ZM1 110H3V109H1ZM5 110V109H4ZM4 110H3V112H4ZM11 110V109H10ZM13 110V109H12ZM103 110H104V108H103ZM158 110V109H157ZM174 110H172V111H174ZM218 110H220V109H217V112H218ZM229 110V109H228ZM250 110H251V108H250ZM262 110V109H261ZM7 111H8V109H7ZM14 111V112H15ZM59 111V112H60ZM111 111H112V108H111ZM114 111V110H113ZM116 111V110H115ZM118 111H119V109H118ZM121 111V110H120ZM139 111V110H138ZM137 111V112H138ZM140 111H142V110H140ZM159 111V110H158ZM163 111V110H162ZM176 111V110H175ZM202 111V110H201ZM248 111V110H247ZM127 112V111H126ZM129 112V111H128ZM135 112V111H134ZM166 112V111H165ZM216 112V111H215ZM225 112V111H224ZM252 112V111H251ZM250 112V113H251ZM260 112V111H259ZM259 112H258V114H259ZM263 112V111H262ZM7 113V114H6ZM103 112H101V114H102ZM119 113V112H118ZM167 113H168V111H167ZM198 113H200V112H198ZM205 113H206V111H205ZM214 113V112H213ZM212 113V114H213ZM225 113H227L228 114V112H225ZM233 113V112H232ZM261 113V112H260ZM114 114H116V113H114ZM113 114V115H114ZM119 114H121V113H119ZM143 114V113H142ZM162 114V113H161ZM171 113H169V115H170ZM197 114V113H196ZM211 114V113H210ZM212 114H211V116H212ZM223 114V113H222ZM231 113H229V115H230ZM234 114V113H233ZM238 114V113H237ZM239 114H242V113H239ZM244 114V113H243ZM242 114V115H243ZM248 114V113H247ZM252 114V113H251ZM163 115V114H162ZM208 115V114H207ZM249 115V114H248ZM124 116V115H123ZM131 116V115H130ZM172 116H174V115H172ZM184 116V115H183ZM195 116V115H194ZM1 117V116H0ZM117 117H119V115L117 116ZM143 117V116H142ZM150 117V116H149ZM180 117V116H179ZM179 117H177V118H179ZM196 117H198V118H202V116L200 115V114H197V116ZM238 117V116H237ZM112 118V117H111ZM131 118V117H130ZM151 118V117H150ZM162 118V117H161ZM160 118V119H161ZM195 118V117H194ZM227 118V119H226ZM230 118V119H229ZM219 117L218 116V118H213V117H206L205 118V121L207 122V123H209L208 121H210V124L211 125H213V127L214 128H217V130H218V128H220V129H224V130H226V132L228 131V130H230L229 132H232L231 131V129H233L236 125H238V121H237V119L236 118H234V117H232L231 115H230V117ZM246 118V117H245ZM250 118V117H249ZM261 118V117H260ZM259 118V119H260ZM122 119V118H121ZM162 119H164V118H162ZM193 119V118H192ZM239 119V118H238ZM247 119V118H246ZM245 119V120H246ZM264 119V118H263ZM104 120V119H103ZM123 120V119H122ZM136 120V119H135ZM135 120H134V122H135ZM159 120V119H158ZM178 121H179V119H177ZM197 121H198V119H196ZM244 120V119H243ZM251 120V119H250ZM255 120V119H254ZM142 121V120H141ZM253 121V120H252ZM53 122H55V123H53ZM112 122V121H111ZM119 122V121H118ZM123 122V121H122ZM140 122V121H139ZM145 122V121H144ZM180 122V121H179ZM187 122V121H186ZM241 122V121H240ZM256 122V121H255ZM257 122H260V120L259 121H257ZM49 123V124H48ZM108 123V122H107ZM143 123V122H142ZM181 123V122H180ZM193 123V122H192ZM197 123V122H196ZM248 123V122H247ZM250 123V122H249ZM248 123V124H249ZM254 123V122H253ZM260 123H262V121L260 122ZM122 124V123H121ZM132 124V123H131ZM172 124H174V122L172 123ZM176 124V123H175ZM178 124V123H177ZM191 124V123H190ZM246 124V123H245ZM248 124H246V125H248ZM252 124V123H251ZM255 124V123H254ZM262 124H264V123H262ZM50 125V126H49ZM59 125H62V127L64 126V127H67L69 130H71L72 132H71V136H72V140H70V138L67 140H65L64 139V137H62V138H57V137H55V136H53V134L51 133V135L49 134L48 135V133L46 132L47 130L46 129H51V128H53V129H55V128H57V126L59 127ZM105 124H103V125H100L101 127H103ZM114 125V124H113ZM192 125H194V123L192 124ZM201 125V124H200ZM243 125H244V122H243ZM242 125V126H243ZM257 125V124H256ZM258 125H259V123H258ZM261 125V124H260ZM259 125V126H260ZM116 126V125H115ZM123 126V125H122ZM148 126V125H147ZM169 126V125H168ZM173 126V125H172ZM175 126V125H174ZM206 126V125H205ZM210 126V125H209ZM249 126V125H248ZM48 127V128H47ZM49 127H51V128H49ZM100 127V128H101ZM162 127V126H161ZM192 127V126H191ZM195 126H193V128H191L190 129V131H189V133H188V137H190V138H188V140L190 141V143L188 142V146L189 147H193L195 150H202L201 148H203V149H206V151L208 152V149H209V151H210V155H209V157H208V155L206 156V157H208L206 160H202L200 157L198 158L199 159V161H202V162H198V160L196 159V158H194L195 157V155H194V157L192 158V156L189 158V159H191L190 161H192L193 163H194V166L196 165V169H191V170H187L188 172L186 173V174H184V175H186V176H184V175H182V176H184V177H187L188 175H189V178L191 177H193L194 178V175L195 174H198V175H195L196 177V179L194 178V179H189V181H187V183H184L183 185H182V183L183 182H181V184H180V182H179V184H177V185H179V186H177L176 185V183H175V185L177 186H173V183H172V186H173V188H171L170 187V185H166L168 182H167V178H166V184H162L161 183V179H159V181H160V183L161 184H154V182H152V181H154V180H152L151 181V179L152 178H154L155 176V174L157 175V173H152L151 175H149L150 173H148V175H149V177L150 176H152L153 175V177H147V178H144V180L145 179H147V180H145V181H148L150 184V187L152 186V188L154 187V188H159L160 189V191H162V193H163V197H165V198H162V199H167L166 201H167V204L165 205L168 209H167V211H169V213L171 214V215H173V217H175L176 215L178 216V215H180L182 218H184V220L185 219H187L189 216H190V218L191 219H195V220H197L196 218H198L200 215L202 216V214H205V213H208L210 216L209 217H211V215H212V217H214V218H212L211 220L213 221L215 218H217V219H222V218H225L227 215H226V213L228 212V210H227V208L226 207H229L230 205L231 206H235V204H238L239 205V203H240V207H242L241 209H243L245 206H247V204H249L247 201L245 202V200L246 199H252V201L251 200H249V201H251V209H254V210H256L255 212V215H256V217H254V219L257 221H259V219L261 220L262 219V217L264 216V176L263 177H260V179L258 180V181H256V183L255 184H251V181H249L248 182V180H249V178H248V174H245V175H241V176H239L240 174H238L237 175V170L234 172L233 170L234 169H232V171H227V169H226V171H224L225 170V168H224V170H222L221 168H220V164H221V162H222V160H223V162L227 159V157H230V156H235V159L237 158V159H240L241 158V160L243 159L244 161H249V162H251L252 163V161H256V159L258 158V156H257V158H256V156H255V154L253 153V152H255V151H257V150H253V152H251L252 151V149H251V151L249 150V147L247 148V146L248 145H246V143L247 142H245L244 143V141H243V133H242V131L241 132H239V131H237V128H236V135H237V137L235 136L234 138H232V136L231 137H228V136H224V138H220V136H218L217 134H214V133H208V132H205V130L204 131H202V130H198L197 128H194ZM241 127V126H240ZM247 127V126H246ZM246 127H245V129H246ZM251 127V126H250ZM105 128V127H104ZM103 128V129H104ZM208 128V127H207ZM206 128V129H207ZM210 128V127H209ZM208 128V129H209ZM238 128H239V126H238ZM255 128H256V126H255ZM254 128V129H255ZM259 128H261V127H258V129ZM52 129V130H53ZM89 129V128H88ZM88 129H87V131H85L84 133H86V132H88ZM92 129V128H91ZM119 129V128H118ZM129 129V128H128ZM141 129V128H140ZM148 129V128H147ZM160 129V128H159ZM203 129V128H202ZM204 129H205V127H204ZM219 129V130H220ZM235 129V128H234ZM244 129V130H245ZM252 129H253V127H252ZM257 129V130H258ZM86 130V129H85ZM97 130V129H96ZM100 130H102V129H100ZM133 130V129H132ZM152 130V129H151ZM150 130V131H151ZM211 130V129H210ZM219 130L217 131V132H219ZM249 130V129H248ZM260 130V129H259ZM50 131V130H49ZM97 131H99V130H97ZM149 131V130H148ZM167 131V130H166ZM214 131H216V129L214 130ZM254 131V130H253ZM252 131V132H253ZM264 131V130H263ZM102 132L103 131H99V133H101V135H103L104 134V132H103V134H102ZM224 132V131H223ZM251 132V133H252ZM262 132V131H261ZM47 133V134H46ZM67 133V132H66ZM94 133V132H93ZM98 133V132H97ZM96 133V134H97ZM116 133V132H115ZM234 132H232V134L231 133H228L227 135H229V134H231V135H234L233 134ZM244 133H245V131H244ZM246 133H248V132H246ZM92 134V133H91ZM170 134V133H169ZM222 135H223V133H221ZM263 134V133H262ZM48 135V136H47ZM85 135V134H84ZM100 135V134H99ZM118 135V134H117ZM130 135V134H129ZM224 135H225V133H224ZM244 135H246V134H244ZM57 136V135H56ZM61 136V135H60ZM65 136V135H64ZM68 136H70V135H68ZM141 136V135H140ZM145 136V135H144ZM166 136H168V135H166ZM82 137V136H81ZM87 137V136H86ZM94 137V136H93ZM101 137V136H100ZM114 137V136H113ZM185 137H187V136H185ZM245 137H248V135L247 136H245ZM244 137V138H245ZM67 138V137H66ZM116 138V137H115ZM118 138H119V136H118ZM145 138V137H144ZM163 138V137H162ZM85 139V138H84ZM83 139V140H84ZM111 139V138H110ZM172 139V138H171ZM185 139V138H184ZM254 139V138H253ZM90 140V139H89ZM97 140H99V139H97ZM123 140H125V138L123 139ZM158 140V139H157ZM248 140V139H247ZM115 141V140H114ZM118 141V140H117ZM126 141V140H125ZM143 141V140H142ZM152 141H153V139H152ZM155 141V140H154ZM159 141V140H158ZM158 141H156V143L158 142ZM251 141V140H250ZM75 142L77 143V144H75ZM90 142V141H89ZM145 142H147V141H145ZM173 142V141H172ZM177 142V141H176ZM175 142V143H176ZM109 143V142H108ZM160 143V142H159ZM162 143V142H161ZM164 143V142H163ZM168 143H170V142H168ZM174 143V142H173ZM172 143V144H173ZM249 143V142H248ZM103 143H101V145H102ZM130 144V143H129ZM144 144V143H143ZM146 144H148V143H146ZM181 144V143H180ZM126 145V144H125ZM150 145V144H149ZM149 145H147V146H149ZM154 145V144H153ZM162 145V144H161ZM165 145V144H164ZM170 145V144H169ZM262 145V144H261ZM106 146H105V148H106ZM132 146V145H131ZM145 146V145H144ZM155 146V145H154ZM158 146H159V144H158ZM157 146V147H158ZM166 146V145H165ZM258 146V145H257ZM143 147V146H142ZM156 147V146H155ZM164 147V146H163ZM191 147V148H192ZM145 148V147H144ZM180 148V147H179ZM190 148V149H191ZM197 148H199V149H197ZM208 148V149H207ZM224 149L223 150V152H226L225 154H227V155H230V156H225L224 155V153H220L222 150H220V149ZM251 148V147H250ZM97 149V150H96ZM104 149V148H103ZM107 149V148H106ZM118 149H119V147H118ZM123 149V148H122ZM152 149V148H151ZM186 149V148H185ZM189 149V148H188ZM263 149H264V147H263ZM105 150V149H104ZM116 150V149H115ZM192 150V149H191ZM195 150H194V152H195ZM220 150V151H219ZM100 151H102L101 149H100ZM100 151H99V153H100ZM107 151V150H106ZM112 151V150H111ZM127 151V150H126ZM182 151H184L183 149H182ZM114 152V151H113ZM113 152H111V153H113ZM117 152H118V150H117ZM120 152V151H119ZM191 152V151H190ZM206 152V153H207ZM260 152V151H259ZM263 152V151H262ZM261 152V153H262ZM38 153H41L40 155H38L37 156V158H36V154H38ZM104 153V152H103ZM107 153V152H106ZM198 153V152H197ZM264 153V152H263ZM209 154V153H208ZM122 155V154H121ZM193 155V154H192ZM204 155V154H203ZM220 155H222L224 158H225V160L224 159H222L221 157H220ZM258 155V154H257ZM103 156V157H102ZM141 156V155H140ZM159 156V155H158ZM180 156V155H179ZM199 156V155H198ZM197 156V157H198ZM237 156V157H236ZM263 156H264V154H263ZM113 157V156H112ZM178 157V156H177ZM221 158V162L220 163H218L219 164V166L217 165V166H215L214 165V161L216 160V159H219L220 160V158ZM143 158V157H142ZM185 158V157H184ZM203 158V157H202ZM205 158V157H204ZM203 158V159H204ZM232 158V157H231ZM105 159V158H104ZM116 159V158H115ZM140 159V158H139ZM178 159V158H177ZM201 159V160H200ZM249 159V160H248ZM252 159V161H250ZM158 160V159H157ZM183 160V159H182ZM159 161L160 160H158V163H159ZM227 161H229V159H227ZM226 161V162H227ZM236 160H231L230 162H232V163H234ZM243 161V162H244ZM239 162H240V160H239ZM242 162V161H241ZM120 163V162H119ZM133 163V162H132ZM146 163V162H145ZM181 163V162H180ZM191 163V162H190ZM196 163V164H195ZM197 163H199V164H197ZM225 163V162H224ZM42 164H44V166H49L51 169V172L53 173V176L56 178V180L57 181H53V180H55V179H53L52 180V178H53V176L51 177V178H49L48 177V175H49V173H50V171H49V173H47V171H48V169H47V171H46V173H44V171L42 170V172L43 173H41V172H39V167H40V165L42 166ZM117 164V163H116ZM130 164L132 165V166H130ZM228 164H229V162H228ZM237 164V163H236ZM243 164V163H242ZM247 164V163H246ZM120 165V164H119ZM198 165V166H197ZM238 165V164H237ZM261 165V164H260ZM259 165V166H260ZM174 166V165H173ZM191 166H193V165H191ZM241 166V165H240ZM244 166V165H243ZM252 166V165H251ZM258 166V165H257ZM256 166V167H257ZM120 167V166H119ZM229 167H230V165H229ZM263 167H264V165H263ZM44 168V167H43ZM47 168V167H46ZM228 168V167H227ZM244 168H247L246 166L244 167ZM242 169V170H245V169ZM258 168H260V167H258ZM45 169V168H44ZM80 169H82L83 170V174H82V176H81V178H79V181H77V182H79V183H81L82 184V188H83V186L84 187H87L88 188V186L90 187V186H92V185H94L97 189H98V191H96L97 192V194L98 195H96L97 197H96V199H94L92 202V205L90 206V207H83V205L85 204V200H84V203H83V201H81L82 199H80V203H76V204H78L77 206H73L74 205V203H71L72 204V206H71V204H69V202H74V201H70L69 200V202L67 203V204H69V206L68 207H71L70 208V215H68V219H62V220H60V218H58L59 219V222L61 221V224H62V226H63V229L65 228V230L66 231H64V232H67L66 233V238H68L67 239V241H65L64 242V240L66 239L65 238V236L64 237H62L63 239L61 240L60 238V240H57L56 239V237H55V235H54V231H56L57 230V224L55 223V222H53L54 220H55V218L53 219V223L51 222V223H49L48 222V219H46L45 217L42 219L43 220V223L41 224V225H38V224H36L35 222V220H32L31 219V216L32 215H30V213H27V211L25 210H23V209H25L26 208V206H25V202L27 201V203H30V204H32L31 206H33V203H32V201H34L35 199H37V197H39V202L41 203H36V204H38V205H35V207H38L39 206V204H40V208L42 209V207L43 208H45V210L43 211V209L41 210V212H39V214H40V216L41 215H43L45 212L46 213H48V216L50 217L49 219H51V217H54V216H52V215H56L57 216V212H59L58 211V209H59V207H61L60 205H61V203H60V197H59V195H60V193H61V190L59 189H57L58 191H55V187L57 186V187H61V185L60 184H62V185H67V188H66V186H65V191H66V195H64L65 197L67 196H72V190H73V188H76L77 187V182L75 181V183L77 184H74V182L72 181V178L74 177V175H75V173H77V171H79ZM169 169H170V171H172V168H170L169 167ZM169 169H167V170H169ZM237 169V168H236ZM248 169H250V167L248 168ZM251 169H253L252 167H251ZM251 169H250V171H251ZM81 170V171H82ZM115 170V169H114ZM164 170V169H163ZM238 170H240V169H238ZM80 171V172H81ZM112 171V170H111ZM118 171V170H117ZM116 171V172H117ZM151 171V170H150ZM175 171V170H174ZM262 171V170H261ZM113 172V171H112ZM160 171L158 170V173H159ZM165 173H166V171H164ZM173 172V171H172ZM184 172H186V171H184ZM190 172V173H189ZM195 172V174H193V173ZM240 172V171H239ZM238 172V173H239ZM252 172V171H251ZM255 172V171H254ZM253 172V173H254ZM260 172V171H259ZM51 173V174H52ZM106 173V174H107ZM147 173V172H146ZM167 173H168V171H167ZM171 173V172H170ZM177 173V172H176ZM258 172H256V174H257ZM48 174V175H47ZM50 174V175H51ZM78 174V173H77ZM76 174V175H77ZM169 174V173H168ZM171 174H174V173H171ZM193 174V175H192ZM255 174V173H254ZM140 175V174H139ZM165 175V174H164ZM191 175V176H190ZM249 175H251L250 177H252V175L253 174H250L249 173ZM264 175V174H263ZM104 176H106V175H104ZM111 176H112V174H111ZM133 176V177H132ZM136 176V175H135ZM143 176V175H142ZM163 176V175H162ZM167 176V175H166ZM199 176V178L197 179V177ZM254 176V175H253ZM258 176V175H257ZM262 176V175H261ZM107 177V176H106ZM143 177H146V176H143ZM168 177H171L172 178V176L170 175V176H168ZM75 178V177H74ZM139 178H140V176H139ZM160 178V177H159ZM171 178H169L168 179V181L171 179ZM248 178V179H247ZM136 179H138V177L136 178ZM141 179V178H140ZM143 179V178H142ZM149 179H150V181H149ZM155 179H158V178H156L155 177ZM185 179V178H184ZM242 179H245V180H242ZM253 179H256V178H253ZM116 180H115V183H117L116 182ZM165 180V179H164ZM242 180V181H241ZM53 181V182H52ZM134 182H135V178H134V180H133ZM143 181V180H142ZM172 181V180H171ZM184 181V180H183ZM211 181H221V182H224L227 186H226V188L228 187V189H230L231 187H238V189H242V191L240 192L239 190V193H237V194H235L236 192H238V191H236L234 194H233V192H232V190L230 191H228V190H224V191H220V192H217L215 189H214V187L215 186H212V185H210V183L209 182H211ZM56 182H59V184H57L56 183V186L54 185ZM72 182H73V184L76 186H74V185H72ZM139 182V181H138ZM155 182H156V180H155ZM162 182H163V180H162ZM170 182V181H169ZM188 182H189V186L187 187V185H188ZM214 182V183H215ZM52 183H54L53 185L55 186H53L52 185ZM117 183V184H118ZM159 183V182H158ZM220 183V182H219ZM219 183H217V184H219ZM223 183V184H224ZM253 183V182H252ZM141 184H143V183H141ZM145 184V183H144ZM211 184H213V182L211 183ZM222 184V185H223ZM58 185H60V186H58ZM147 185V184H146ZM181 185V186H180ZM214 185V184H213ZM221 185V186H222ZM143 186V185H142ZM54 187V188H53ZM80 187H81V185H80ZM80 187L78 186V189H80ZM131 187V186H130ZM146 187V186H145ZM191 187V188H190ZM240 187V188H239ZM87 188H86V190H87ZM93 188V187H92ZM127 188H129V187H127ZM134 188V187H133ZM215 188H217V187H215ZM223 188V187H222ZM226 188H223V189H226ZM53 189H54V191L57 193V194H59L58 196H56L57 197V199L58 198H60L59 200H55V195H57V194H55V192H53V196L51 197L50 196V194H52V191H53ZM77 189V190H78ZM147 188H145V190H146ZM233 189V188H232ZM256 189H258V191H259V189H263L261 192H258L257 194L254 192V190L256 191ZM82 190H84V188L82 189ZM150 190H152V189H150ZM234 190V189H233ZM134 191V190H133ZM50 192V193H49ZM70 192H71V194H70ZM77 192V191H76ZM82 192V191H81ZM91 192V191H90ZM120 192V191H119ZM153 192H154V190H153ZM255 194H254V193ZM47 193H49V197L47 198V199H44L45 198V195L47 194ZM63 193V192H62ZM67 193H68V195H67ZM73 193L75 194V196H76V193L73 191ZM79 193V192H78ZM88 193V192H87ZM132 193V192H131ZM147 193H149V192H147ZM152 193V192H151ZM45 194V195H44ZM64 194H65V192H64ZM70 194V195H69ZM90 194H92V192L90 193ZM121 194H122V192H121ZM129 194V193H128ZM42 195L44 196V200L42 199V200H40L41 198H40V196L42 197ZM80 195H81V193H80ZM86 195V194H85ZM120 195V194H119ZM232 195V197H233V195L235 196V199H233L232 201H231V199L229 198L230 196ZM63 196V195H62ZM64 196H63V198H64ZM147 196V195H146ZM145 196V197H146ZM47 197V196H46ZM119 197V196H118ZM121 197H122V195H121ZM135 197V196H134ZM137 197V196H136ZM143 197H144V195H143ZM144 197V198H145ZM54 198V199H53ZM62 198V199H63ZM72 198V197H71ZM93 198H95V196H93ZM147 198V197H146ZM75 199V197H73V199L72 200H74ZM92 199V198H91ZM115 199V200H114ZM120 199V198H119ZM130 199V198H129ZM137 199V198H136ZM136 199H133V200H136ZM161 199V200H162ZM245 199V200H244ZM38 200V199H37ZM36 200V201H37ZM65 200H66V198H65ZM118 200V199H117ZM148 200V199H147ZM242 200L244 201V203L242 202ZM59 201V202H58ZM68 200H66V202H67ZM120 201V200H119ZM124 201V200H123ZM128 201V200H127ZM127 201H125V202H127ZM65 201H64V199H63V202H62V204H66V203H64ZM137 202V201H136ZM149 203V202H148ZM243 203V204H242ZM75 204V205H76ZM88 204V203H87ZM121 204V203H120ZM120 204H118V206L120 205ZM234 204V205H233ZM25 206V208H22V206ZM26 205H28L29 206V204H26ZM41 205H42V207H41ZM122 205V204H121ZM136 205V204H135ZM148 206L147 207H149V204H147ZM27 206V207H28ZM117 206V207H118ZM164 206V205H163ZM19 207L20 208H22V209H19ZM30 207V206H29ZM62 207H63V205H62ZM61 207V208H62ZM120 207V206H119ZM126 208H127V206H126ZM140 208V207H139ZM118 209V208H117ZM116 209V210H117ZM62 210V209H61ZM61 210H60V212H59V214L61 213ZM147 210H149V209H147ZM158 210V209H157ZM164 210V209H163ZM254 210H249V211H247V212H245L244 214L246 215H249L248 213L250 212V211H254ZM22 211H24V212H26V213H23ZM42 211H43V213H42ZM119 211V210H118ZM145 211V210H144ZM159 211V210H158ZM69 212V211H68ZM153 212H155V211H153ZM152 212V214H154ZM120 213V212H119ZM143 213V212H142ZM151 212H150V210H149V214H150ZM160 213V212H159ZM144 214V213H143ZM170 214H168V215H170ZM237 214V213H236ZM109 215V216H110ZM127 215V214H126ZM130 215V214H129ZM141 215V214H140ZM151 215V214H150ZM156 215H159V214H157V211H156V213L154 214V216L153 215H151L153 218H155L156 217ZM206 215V214H205ZM226 215V216H225ZM246 215V216H247ZM253 215V214H252ZM254 215V216H255ZM125 216V215H124ZM132 216V215H131ZM43 217V216H42ZM42 217H40V218H42ZM142 217V216H141ZM39 218V221L41 220ZM111 218V217H110ZM128 218V217H127ZM126 218V219H127ZM130 218H133V217H130ZM152 218V219H153ZM205 218H206V216H205ZM227 218V217H226ZM229 218V221L230 222H232V223H234V222H236V225H237V221L234 219L233 220V218L231 219V217H228ZM242 218H244L245 219V217H242ZM45 219V220H44ZM57 219V218H56ZM57 219V220H58ZM129 219V218H128ZM127 219V220H128ZM244 219H242V220H244ZM254 219H252V220H254ZM132 220V219H131ZM130 220V221H131ZM134 220V219H133ZM183 220V221H184ZM199 220V219H198ZM224 220V219H223ZM227 220V219H226ZM239 220H241V219H239ZM247 220V219H246ZM135 221V220H134ZM154 221V220H153ZM156 221V220H155ZM165 221V220H164ZM173 221V220H172ZM181 221V220H180ZM200 221V220H199ZM199 221H196V222H199ZM245 221V220H244ZM257 221V222H258ZM262 221V220H261ZM264 221V220H263ZM262 221V222H263ZM19 222H20V224H19ZM119 222V221H118ZM133 222V221H132ZM138 222V225L141 227L142 226V218H141V222H140V220H138L137 221ZM156 222H159V221H156ZM194 222V221H193ZM255 222V221H254ZM111 224V226H108V225H110ZM130 223V222H129ZM128 223V224H129ZM139 223H141V225L139 224ZM189 223V222H188ZM199 223H201V222H199ZM231 223V224H232ZM240 223V222H239ZM256 223V222H255ZM56 224V225H55ZM114 224V223H113ZM124 224V223H123ZM126 224V223H125ZM133 224H135V222H133ZM155 225H157L158 223H154ZM168 224V223H167ZM175 224V223H174ZM190 224H192L191 223V221H190ZM194 224H195V222L193 223V226H191V227H194V229H195V226H194ZM222 224H223V222H222ZM224 224H225V222H224ZM231 224H228V225H231ZM244 224V223H243ZM243 224H241V225H243ZM153 225V224H152ZM236 225H234V226H236ZM126 226V225H125ZM129 226V225H128ZM134 227H135V225H133ZM144 226V225H143ZM173 226V225H172ZM178 226V225H177ZM246 226H248V225H246ZM55 227H57V228H55ZM112 227V228H111ZM132 227V226H131ZM199 227V226H198ZM201 227V226H200ZM224 227H226V226H224ZM229 227V226H228ZM142 228V227H141ZM141 228H140V231H141ZM156 228V227H155ZM158 228V227H157ZM196 228H197V225H196ZM223 228V227H222ZM227 228V227H226ZM250 228V227H249ZM249 228H247V229H249ZM259 228V227H258ZM132 229H134L135 230V228H131V230ZM144 229V228H143ZM165 229V228H164ZM169 229V228H168ZM198 229V228H197ZM200 229V228H199ZM228 229V228H227ZM134 230H132V231H134ZM137 230V229H136ZM135 230V231H136ZM158 230V229H157ZM222 230V229H221ZM223 230H225V229H223ZM222 230V231H223ZM261 230H263V229H261ZM129 231V230H128ZM146 231V230H145ZM164 231V230H163ZM191 231V230H190ZM194 231H197V230H194ZM227 231V230H226ZM256 231V230H255ZM54 232V233H53ZM138 232V231H137ZM211 232V231H210ZM218 232V231H217ZM225 232V231H224ZM224 232H222V233H224ZM246 232H248V231H246ZM245 232V233H246ZM253 232V231H252ZM252 232H250V233H252ZM143 233H145V232H143ZM156 233H157V231H156ZM168 233V232H167ZM198 233H199V231H198ZM220 233V232H219ZM218 233V234H219ZM249 233V232H248ZM250 233H249V235H247V233H246V237L244 238L245 240L244 241H246V243L250 246H253V245H256V244H258L257 243V239H258V237H261V236H264V234H262V233H259V235L257 236L256 234H253V235H255V236H251L250 235ZM129 234H131V236H132V233H129ZM201 234V233H200ZM203 234V233H202ZM207 234H208V232H207ZM213 234H215L216 235V233H213ZM212 234V235H213ZM229 234V233H228ZM227 234V235H228ZM235 234V233H234ZM0 235H1V233H0ZM57 235V234H56ZM124 235V237H125V234H123ZM193 235V234H192ZM204 235V234H203ZM211 235V236H212ZM214 235V236H215ZM224 235V234H223ZM225 235H226V233H225ZM236 235V234H235ZM141 236H142V234H141ZM181 236V235H180ZM199 236V235H198ZM197 236V237H198ZM209 236V235H208ZM210 236V237H211ZM213 236V237H214ZM217 236H219V235H217ZM221 236V235H220ZM219 236V237H220ZM229 236V235H228ZM231 236V235H230ZM245 236V235H244ZM15 237V238H16ZM133 237V236H132ZM135 237V236H134ZM142 237H144V236H142ZM154 237V236H153ZM153 237L151 238V239H153ZM174 237V236H173ZM201 237V236H200ZM205 237V236H204ZM232 237V236H231ZM230 237V238H231ZM235 237V236H234ZM65 238V239H64ZM140 238V237H139ZM208 238V237H207ZM217 238V237H216ZM236 238H239V237H237L236 236ZM17 239H19V238H17ZM135 239V238H134ZM143 239V238H142ZM172 239V238H171ZM209 239V238H208ZM211 239V238H210ZM225 239V238H224ZM223 239V240H224ZM229 239V238H228ZM131 240V239H130ZM129 240V241H130ZM203 240V239H202ZM221 240V239H220ZM232 240V239H231ZM235 240V239H234ZM234 240H232V241H234ZM243 240V239H242ZM4 241V240H3ZM9 241V240H8ZM7 241V242H8ZM132 241V240H131ZM139 241H140V239H139ZM150 241V240H149ZM154 241V240H153ZM183 241V240H182ZM199 241H201V239L199 240ZM239 241V240H238ZM4 242H6V241H4ZM28 242V243H29ZM169 242V241H168ZM190 242V241H189ZM193 242V241H192ZM198 242V241H197ZM196 242V243H197ZM227 242V241H226ZM242 242V241H241ZM119 243V245H121ZM125 243V242H124ZM134 243H136V241H134ZM152 243V242H151ZM157 243V242H156ZM229 243V242H228ZM232 243V242H231ZM5 244V243H4ZM33 244H31V245H33ZM52 244H53V247H52ZM143 244V243H142ZM176 244V243H175ZM195 244V243H194ZM230 244V243H229ZM246 244V245H247ZM253 244V245H252ZM260 244V243H259ZM262 244H263V242H262ZM262 244H260V245H262ZM19 245V244H18ZM126 245V244H125ZM133 245V244H132ZM135 245V244H134ZM169 245V244H168ZM172 245V244H171ZM218 245V244H217ZM237 245V244H236ZM242 245V244H241ZM247 245V246H248ZM264 245V244H263ZM35 246V247H36ZM105 246V245H104ZM123 246L124 245H122V248H123ZM131 246V245H130ZM145 246V245H144ZM147 246V245H146ZM187 246V245H186ZM189 246V245H188ZM221 246V245H220ZM219 246V247H220ZM231 246V245H230ZM94 247V248H93ZM177 247V246H176ZM264 247V246H263ZM98 246H97V251H98ZM150 248V247H149ZM166 248V247H165ZM165 248H164V251H165ZM187 248V247H186ZM200 248H204V247H200ZM244 248V247H243ZM249 248H251V247H249ZM258 248V247H257ZM261 248V247H260ZM102 249V248H101ZM100 249V250H101ZM128 249V248H127ZM185 249V248H184ZM194 249V248H193ZM197 249V248H196ZM207 249V248H206ZM252 249H254V247L252 248ZM50 251V252H53V253H55L57 256V261L56 262H53V260H55V259H53L52 261H51V258L49 259L48 258V256L46 255V254H44L43 253V251ZM150 250V249H149ZM153 250V249H152ZM163 250V249H162ZM178 250V249H177ZM262 250V249H261ZM44 251V252H45ZM126 251V250H125ZM171 251H173V250H171ZM176 251V250H175ZM181 251V250H180ZM183 251V250H182ZM198 251H200V249L198 250ZM211 251V250H210ZM223 251H224V249H223ZM110 252V253H111ZM130 252V251H129ZM141 252V251H140ZM196 252V251H195ZM191 253V252H190ZM201 253H203V252H201ZM200 253V254H201ZM208 253V252H207ZM97 254H99V253H97ZM133 255V254H132ZM163 255V254H162ZM170 255V254H169ZM174 255H175V253H174ZM177 255V254H176ZM206 255V254H205ZM221 255V254H220ZM143 256V255H142ZM188 256V255H187ZM96 257V258H95ZM100 257V256H99ZM98 257V258H99ZM137 257V256H136ZM144 257V256H143ZM53 258V257H52ZM97 258V259H98ZM109 258V259H110ZM120 258V259H119ZM186 258V257H185ZM258 258V257H257ZM260 258H262V257H260ZM93 259V260H92ZM96 259V260H97ZM108 259V260H109ZM189 259H191V258H189ZM250 259H251V257H250ZM95 260V261H96ZM99 260V259H98ZM97 260V261H98ZM117 260V261H116ZM145 260V259H144ZM149 260V259H148ZM147 260V261H148ZM157 260V259H156ZM173 260V259H172ZM180 260V259H179ZM194 260V259H193ZM240 260V259H239ZM245 260V259H244ZM251 260H253V259H251ZM94 261V262H95ZM97 261H96V264H97ZM142 261V260H141ZM151 261V260H150ZM177 261V260H176ZM201 261H202V259H201ZM205 261V260H204ZM207 261V260H206ZM214 261V260H213ZM218 262L219 260H215L214 262ZM223 261H225V259L223 260ZM242 261V260H241ZM240 261V262H241ZM247 261H248V259H247ZM250 261V260H249ZM248 261V263H250ZM254 261V260H253ZM253 261H251V263L253 262ZM256 261V260H255ZM109 262V261H108ZM125 262H126V260H125ZM125 262H123V264L125 263ZM158 261H155V263L156 264H158L157 263ZM191 262V261H190ZM199 262H200V260H199ZM228 262V261H227ZM226 261L224 262V263H227ZM239 262V263H240ZM73 263V262H72ZM90 263V262H89ZM148 263V262H147ZM152 263H154V261L152 262ZM163 263V262H162ZM166 263V262H165ZM175 263V262H174ZM182 263V262H181ZM186 263V262H185ZM197 263V262H196ZM203 263V262H202ZM207 263H208V261H207ZM219 263H220V261H219ZM218 263V264H219ZM238 263V262H237ZM236 263V264H237ZM245 263V262H244ZM250 263V264H251ZM71 264V263H70ZM83 264V263H82ZM94 264V263H93ZM122 264V263H121ZM129 264V263H128ZM151 264V263H150ZM160 264V263H159ZM176 264V263H175ZM212 264V263H211ZM215 264V263H214ZM217 264V263H216ZM222 264H223V262H222ZM228 264V263H227ZM246 264V263H245ZM255 264V263H254ZM257 264H264V259L263 260H259V261H257Z\"/></svg>",
  "mask_w": 264,
  "mask_h": 264
},
{
  "label": "rangeland",
  "instance_id": "2",
  "mask_svg": "<svg viewBox=\"0 0 264 264\" xmlns=\"http://www.w3.org/2000/svg\"><path fill=\"white\" fill-rule=\"evenodd\" d=\"M38 2H36V0L34 1V4H32V6H31V8L33 7L34 9H35V11L37 12V14H39V17H40V19H41V21L42 20H44V17L46 16V15H49V12H48V10H49V8L52 6L50 3H48V2H46V1H44V0H37ZM194 1V2H193ZM238 1L240 2V0H237V2L235 1V0H233V3L234 4H230V3H232V0H227V3L228 2H230V3H225L226 2V0H223L222 1V3H221V0H205L204 2H202V3H204L205 5H207L206 6V8H208L209 7V9L210 10H212L213 8V13H215V11H216V13L215 14H213V15H215V17L217 16V18L216 19H220L223 23H221V24H223L222 26L224 27L223 29H230V31H232L231 30V28L234 30V31H232V32H230L229 30H228V32H230V33H234L235 34V32L236 33H238L239 32V30H242V32L240 31L239 33H240V36L242 35V37H243V32L245 33V32H247L246 33V35L248 34H250L249 32H251V34H253L254 36H256L255 34H257V33H259L261 30H262V32L260 33V34H262V35H260V34H257V36L255 37V38H253V39H255V41L254 42H256V43H258L259 45L262 43V44H264V42H262L263 41V37H264V32H263V30H264V26H262V25H260V29L261 30H259V32H258V30H256V29H258L256 26L257 25H259L258 23L256 24L255 23V21L257 22V18L256 19H254V18H252L253 17V15H254V17H256V14H255V12L250 8V10L248 9L249 7L246 5V1L245 0H242V2H243V5H242V2L241 3H239L240 5H242V8L240 7V5H238L237 3H238ZM40 2V3H39ZM44 2H46V3H44ZM120 2V1H119ZM199 2V1H198ZM200 2H201V0H200ZM200 2L199 3H197L195 0H192V3H195V7H196V9L198 8L197 7V4H200ZM206 2H207V4H206ZM210 2V3H209ZM215 2V3H214ZM39 3V4H38ZM213 3V4H212ZM225 3V4H224ZM236 3V4H235ZM42 4H46L45 6L44 5H42ZM204 4H203V7H204ZM222 4V5H221ZM226 4L228 5V6H226ZM246 6H245V5ZM58 6L59 5V2L58 3H55V5L54 6ZM124 5V4H123ZM202 5V4H201ZM230 5H231V7H230ZM238 8H236L235 6ZM238 5V6H237ZM49 7V8H47V7ZM225 6H226V8H225ZM43 7L45 8H47L48 10H46V8L45 9H43ZM211 7H212V9H211ZM227 7H230V8H235V9H233L234 11V15H236L237 14V16H236V18H232L234 15H232V17L231 16H229V15H231L232 14V9L230 10V8H229V10L227 9ZM240 7V8H239ZM245 7V8H244ZM247 7V8H246ZM69 9H70V7H68ZM68 8H66L65 9V11L68 9ZM199 8H200V6H199ZM198 8V12H199V14H201V11H200V9ZM202 8V7H201ZM69 9L67 10V13L69 12ZM224 9H227V10H224ZM240 9H242V10H240ZM258 9H260V8H258ZM45 10V11H44ZM223 10L225 11L224 13H222L223 12ZM240 10V11H239ZM245 10H247V13L245 12ZM64 11V13H66ZM221 11V12H220ZM242 11H243V17H244V19H242L243 17L242 16H240L241 14H242ZM43 12V13H42ZM71 12H72V14H71ZM204 11H202V14L201 15H206L205 13H203ZM228 12H230V13H228ZM264 12V11H263ZM5 12H3V14H2V16H5V14H4ZM45 13H47L46 15H45ZM63 13V14H64ZM77 11L76 12H74L73 10H70V12L68 13V14H66L68 17H69V19H70V17L71 16H73L74 18H72L71 17V19L72 20H75V22H74V24L75 23H77V24H73L74 26H76V25H78L77 26V28H75V30L77 31H75L73 28H72V30H74V31H66V33L67 34H60L59 32H61L63 29L58 25V27L59 28H61V29H59V28H55V27H57L56 25L55 26H53L54 24L53 23H55L56 24V22H55V20L53 21V19L51 18V20H49V17L48 18H46L45 17V20L44 21H42L43 22V24H44V27L42 26V23H41V21H40V19H38L39 20V22H40V27L42 26V28H43V30H41V28L38 26V24H39V22H38V24L36 25V26H38V29L40 28V30H37L36 29V31H39V35L41 34V33H44V35L43 34H41L40 36H45L44 38H42L41 40H39L38 41V37H36V35H34L33 36V34H31L30 33V36L31 37H33L32 38V40L34 39V42L35 43H33V41L31 40V42H30V39H31V37L30 36H28L29 34H28V32H27V36L29 37V39L27 40L29 43H33V45L35 46V44H37L38 43V45H40V44H44L45 46H43V45H40V46H38L37 48H36V46H35V48H33V50L31 51V50H29V47L30 48H32V46L33 45H29V47H26V50H29V51H27L28 52V54H30V55H32V57L34 56V55H36L35 53H37L36 51H39V53H37L38 55L37 56H34L33 58V60H35V61H38L39 63H40V65L41 64H43V62L45 61V66H43V65H39L42 69H43V71H45V70H47L48 69V67L47 66H49L50 64H52L53 63V65H51V66H49V67H51V69H53V71H51V72H49L50 74H51V76H56L55 78H54V82L52 81V83H47V84H44V89L47 91V95H48V98H47V100H45V103H49L50 102V104H52L53 103V101L55 102L54 104H52L51 105V108H52V106H55V108H56V102H58L60 105H62V106H60V108H62V107H65L66 109L68 108V109H70V107L72 106V104L73 103H75V102H79L80 100H79V97H76V96H69V89H67V86L64 84V81H66V80H74V81H81L82 82V80H83V82H85V84H87V86H88V84H89V87L88 88H90V91H91V93H92V95H93V97L95 98V104H96V102H97V104L95 105V106H97V105H99L98 106V108L101 110L100 111V118L102 119V123L101 122H98V123H96V124H94L93 125V127L91 126V127H87V128H85V129H82V128H80V130H79V132H78V135L79 134H81V135H79L78 136V143L79 142H83V144L84 143H87V144H90V145H93V144H97V143H99L97 146L98 147H101V146H104L106 143H107V146H106V148H105V146L104 147H102V148H100L102 151H100V149L98 148V154H102V155H104V154H106V156H102L103 157V160L105 161V162H109V166H111V167H109V171H108V173L107 172H104V174H103V177H105V178H102V185L103 186H108V184H110L111 183V181H113L114 182V185H115V187H117V185H119V183H120V181L122 180H120L119 179V177L121 176V175H119L120 174V172H119V170H121L122 169V161H125V160H127L128 158L129 159H132L133 161V163L131 162V164L133 165H131L130 164V166H132L131 167V170L133 169V167H134V165H135V167H134V169H135V171H134V169H133V171H134V173H133V175H134V177H133V179L131 180L132 182H130V184H128L129 186H126L125 188H122V190H121V187H120V185L117 187V188H115V190H114V192H113V197L115 196V194H116V196L117 197H115V204L118 206V204H120L118 207L116 206L115 207V209H113L114 211H113V213L109 216V215H107L106 217H104V219H102V220H107V219H105V218H109V219H112V221H110V223L112 224V225H115L114 227V229H115V231H120V233L122 234V238H124V239H122V241H123V244H122V242L120 243L121 245H119V243H118V246H120V247H118L119 248V251L121 252L122 251V253H121V257H123V260L124 261H122L121 260V263L123 264V262H125V260H126V262L124 263V264H156L155 263V261H158L157 263L159 264H218L219 263V261H220V263L219 264H222V262H223V264H236L237 262V264H250L251 263V261H253L251 264H257V261H259V260H263L264 259V236H261V237H258V239H257V243L258 244H256V245H253V246H249L247 243H246V241H244L245 239V237H246V233H247V235H249V233L250 232H252V233H250V235L252 236L253 234H256L257 236L259 235V233H262V234H264V216L262 217V221L259 219V221L257 222L255 219H254V217H256V215H255V213L257 212L256 210H254V209H251V201H252V199H244L245 200V202L247 201L249 204H247V206H245L243 209H241L242 207H240L239 205H240V203H239V205L238 204H235V206L233 207V206H229V207H226L227 208V210H228V212L226 213V217L225 218H222V219H217V218H215L213 221L211 220L212 218H214V217H212V215H211V217H209L210 215L208 214V213H205V214H202V216L200 215L198 218H196L197 220H195V219H191L190 218V216L187 218V219H185L184 220V218H182L180 215H176L175 217H173V215H171L170 213H169V211H167V207L165 206L166 204H167V199H162V198H165V197H163L162 195H163V193H162V191H160V189L158 188H152V186L150 187V183L148 182V181H145V180H147V179H145L144 180V178H147V177H149V175H151L152 173H157V175L155 174L154 176L156 177V178H158V179H155V177L154 178H152L151 179V181L152 180H154V181H152V182H154V184L156 183V184H166L167 182V184L166 185H170V187L171 188H173V186H176L177 184H179V182H180V184H181V182H183L182 183V185L184 184V183H187V181H189V179L191 178H189V175L187 176V177H184V176H186V175H184V174H186L188 171L187 170H191L192 168L193 169H196L197 167H196V165L194 166V163L192 162V161H190L191 159H189L191 156H192V158L194 157V155H195V157L194 158H196L197 160H198V162H202V161H199V157L202 159V160H206L208 157H209V155H210V151H209V149H208V152L206 151V149H203V148H201L202 150H200L199 148H197V149H199V150H195L192 146V148L191 147H189L188 145V142L190 143V139L188 140V138H190V137H188L189 135H188V133H189V131H190V129L191 128H193V126H195L194 128H197L198 130H202V131H204L205 130V132H208V133H214V134H219L218 136H220V138H224V136L226 137V136H228V137H231L232 136V138H234L235 136L237 137V133H236V128H237V131H239V132H241L242 130V133H243V136L245 137V136H247L248 135V137H243V141H244V143L245 142H247L246 143V145H248L247 146V148L249 147V150L251 151V149H252V151L251 152H253V150H257V151H255V152H253L254 154H255V156H256V158H257V156H258V158L256 159V161H252V159L250 160V161H252V163L251 162H247V161H244L243 159L241 160V158L240 159H235V156L233 157V156H230V155H227V154H225L226 152H223V148L222 149H220V150H222L220 153L222 154V153H224V155L225 156H230V157H227V159H229V161H227V159L225 160V158L222 156V155H220V157L222 158V159H224L225 161V163L223 162V160H222V162H221V158H220V160L219 159H216L214 162V165L215 166H219V164L218 163H220L221 162V164H220V168L222 169V170H224V168H225V170L224 171H226V169H227V171H232V169H234L233 171L235 172L236 170H237V175L238 174H240L239 176H241V175H245V174H248V178H249V180H248V182L249 181H251V184H255L256 183V181H258L259 179H260V177H263L264 175V167H263V165H264V156H263V152H264V149H263V147H264V124H262V123H264V89H263V87H264V72L263 73H261V74H263V75H261L260 74V72H262V71H264V68L262 67V66H264V53H263V47H264V45H263V49L260 47V46H258V44H257V46H256V44L255 43H253L252 42V45H253V47L251 46V44H249L253 39H252V35H251V37H250V35H249V37H248V35L246 36L245 35V37H243L244 39H241L240 38V40H238L239 39V36H238V34H235V36H237L236 37V40H235V37H234V35H233V37L231 36L232 34H229V33H226L227 31L226 30H223L222 28H220L221 26L219 25L220 24V21H218L217 20V22L219 23H216V21L214 22V20H216V19H214L213 20V24H212V22H211V19H210V17L209 16H206V17H204L203 18V16L201 17V19L203 18L204 20H205V18H209V23L207 24V20L208 19H206L205 21V23H206V25L208 26L209 24H212V25H210V26H208V28L209 29H211V31L208 29V28H205V26L203 27V29L205 28L206 30H205V33H204V31L203 30H199L200 28H198V27H196V28H192L189 24H188V22H186V23H184L185 21H183L182 23L180 22V23H176L177 25L178 24H180L179 25V27L181 26V28H182V26H183V28L184 29H181L182 30V32H183V30H185L184 32V34H188L189 35V33L191 34L190 35V37H193V36H195V34L194 33H191V32H189L190 30L189 29H191V31L193 30V29H196V30H193V32H199L198 34H197V37L199 38L201 35L202 36H204V34H207L209 37L210 36H212L214 33H215V35H216V37L217 36H219L220 35V37H215V35H214V37L216 38V39H218V38H223V39H220V41L217 43V40L214 38H212V39H210L209 37H207V35H206V37L208 38V40H206V43H205V39H206V37H204L202 40H201V37L199 38V40H197L196 38H194V39H192L193 41L194 40H196V48H199V49H197L196 50V48H195V46L194 47H192L191 49H195L196 51L195 52H197V54H195V52L193 51H191L190 53H194L195 55H194V57L193 58H195V59H193L194 61H192L191 63H190V65H184L185 67H187V66H189L190 68H188L189 69V71H190V73H188L186 70H184V69H186V68H181L180 70L181 71H186V74H185V72H182L181 73V71L178 73V75H176L177 73L176 72H173V74L174 75H176V76H174V75H170V74H172V72H171V69L170 68H168V67H165V66H167V64H165V63H163V61L162 60H160L159 58H156L157 56L155 55V58H153L154 57V55L152 54V55H150V54H148V53H146V52H144L142 49H140L141 47L139 46L138 47V37H136L135 36V38L133 37H131V38H128V37H120V36H122V35H120L121 33V26H122V24H121V22L120 21H118V22H112L110 25V27H109V24H108V26H106V29H105V27H103L104 25H102V27H100L101 29H98V25H96L95 23H94V21H93V15L91 14V13H88V12H85L86 13V15H84L83 16V14H85L84 12L83 13H81L82 14V16H81V14H79L78 13V15H77ZM218 13L221 15V17H220V15H219V17H218ZM226 13V14H225ZM236 13V14H235ZM239 13H241L239 16H238V14ZM247 15H246V14ZM254 13V14H253ZM257 13V12H256ZM62 14V15H63ZM69 14H70V16H69ZM225 14V15H224ZM227 14H229V15H227ZM250 14V15H249ZM1 15V14H0ZM44 15V16H43ZM61 15V16H62ZM229 16V17H231V18H229L228 17V19H232V20H226L227 19V16ZM251 15H252V17H251ZM86 16V17H85ZM223 16L224 17H226V18H223ZM247 16V17H246ZM63 17H64V15H63ZM235 17V16H234ZM242 17V18H241ZM238 18V19H237ZM46 19H48L49 20V22L50 23H48V21H47V23L45 22L46 21ZM70 19V20H71ZM76 19H78V20H76ZM80 19V20H79ZM92 19V20H91ZM240 19V20H239ZM71 20V21H72ZM85 20V21H84ZM91 20V21H90ZM203 20V21H204ZM226 21V22H224V21ZM234 20V21H233ZM235 20H237V22L235 21ZM239 20V21H238ZM52 21V22H51ZM78 21H80V22H78ZM229 21V22H228ZM233 23H232V22ZM46 24H45V23ZM70 23V21H67V23ZM241 22H242V24H241ZM250 22L253 24H250ZM90 23H91V25H90ZM110 23V22H109ZM118 23V24H117ZM230 23V24H229ZM238 23V24H237ZM49 24V25H48ZM84 24V25H83ZM94 24H95V26H94ZM116 24V25H115ZM185 24H188V25H185ZM214 24H217V26L219 27V29H221V30H223L224 32L222 33L221 31H219V29H218V27H216V26H214ZM227 24V25H226ZM248 24V25H247ZM45 25H47V27L45 26ZM70 25V24H69ZM81 25H83V27L81 26ZM90 25V26H89ZM100 25V24H99ZM107 25V24H106ZM232 25H234V26H236V27H233ZM238 25V26H237ZM239 25L241 26L242 25V28L241 27H239ZM256 25V26H255ZM49 26V27H48ZM53 27V28H50V27ZM72 26V25H71ZM98 26V27H97ZM214 26V27H213ZM231 26V28H229V27ZM249 26L251 27V26H254V27H252V29L251 30H254V31H251L250 29H246L247 27L249 28ZM261 26H262V28H261ZM87 27V28H86ZM97 27V28H96ZM108 27V28H107ZM216 27V28H215ZM239 27V28H238ZM37 28V27H36ZM94 28V29H93ZM119 28V29H118ZM124 28V27H123ZM123 28H122V30H123ZM213 28V29H212ZM216 30H215V29ZM235 28V29H234ZM237 28L239 29V30H237ZM253 28H256V29H253ZM45 29V30H44ZM47 29H49V30H51V31H49V30H47ZM78 29V30H77ZM83 29V30H82ZM103 29H105V31L103 30ZM187 29V30H186ZM210 32H212V30H213V32L214 33H212L211 35H210V33H209V31ZM246 29V30H245ZM53 30V31H52ZM54 30H55V32H54ZM87 30V31H86ZM110 30H112V31H110ZM116 30V31H115ZM198 30V31H197ZM237 30V31H236ZM250 30V31H249ZM59 31V32H58ZM96 31H98V32H96ZM188 31V32H187ZM208 31V32H207ZM215 31H217V32H215ZM249 31V32H248ZM58 32V33H57ZM68 32L70 33H72V34H69V36H68ZM74 32V33H73ZM115 32V33H114ZM201 32L203 33V34H201ZM218 32H221L220 34H218ZM253 32V33H252ZM34 33V32H33ZM48 33V34H47ZM53 33H55L56 35L54 36V34ZM61 33H63V32H61ZM79 33V34H78ZM96 33V34H95ZM102 33V34H101ZM119 33V34H118ZM35 34V33H34ZM53 34V35H52ZM57 34H60V36L59 35H57ZM87 34V35H86ZM98 34V35H97ZM115 35V37H114V35ZM199 34H200V36H199ZM221 34H223V35H221ZM48 35H49V37H48ZM64 35V36H63ZM71 35V36H70ZM82 35V36H81ZM97 35V36H99V42H100V47H98L99 49H97V53L98 52H100V53H103V55L104 54H106V55H104V56H106V57H108V59H109V57L111 58V59H109L110 61H109V63L111 62V64H110V66H111V68H109V67H107L106 68V65L104 66V65H102V66H104L103 68H102V66L101 67H99L101 64L100 63H98V64H96L97 62H99L98 60L97 61H94L92 64H95L94 65V67H96L95 69H96V71L98 72V73H96V71H94V70H92L93 68H91V70L92 71H90V72H88V70H86L85 68H83L82 66H80L79 65V59L78 58H76V59H78V60H76L75 58V62L73 61V57H72V61H71V57H70V61H69V59H68V57H67V55H69L70 53H72V51H73V53H74V50H73V48H75L74 46H76L78 43V45H80L81 44V48L83 49V47H84V49L86 50V46L88 47V44H89V46L91 47V49H89L88 50V48H87V50L88 51H90V50H92V48H93V50H94V48L96 47V46H91L90 44H92V45H94V43H96V42H92V40L91 39H93V37H95V36ZM120 35V36H119ZM193 35V36H192ZM226 35V36H225ZM230 35V36H229ZM54 36V37H53ZM63 36V38H60V37H62ZM68 36V37H67ZM117 36V37H116ZM224 36V37H223ZM263 36V37H262ZM11 37V38H10ZM10 37H8V40L9 41H7V39L5 40L4 39V42H3V44H2V48L0 47V53L2 54V55H4L5 54V49L7 48V44L8 45H10V44H12V36H10ZM58 37L60 38V40L58 39ZM70 37V38H69ZM72 37H74V38H72ZM105 37V38H104ZM228 37V38H227ZM258 37V38H257ZM11 40H10V39ZM46 38H48L49 39V41L48 40H46ZM51 38H53V39H56V40H53V39H51ZM81 38V39H80ZM117 38V39H116ZM119 38V39H118ZM122 38V39H121ZM124 38V39H123ZM128 38V39H127ZM238 38V39H237ZM259 38H261L260 40H259ZM61 39L63 40V42H62V47H64V45L66 44V48H62V47H59V45H57V44H59V42L58 41H60V43H61ZM64 39H66L65 41H64ZM74 39V40H73ZM84 39V40H83ZM114 39V40H113ZM116 39V40H115ZM121 39V40H120ZM135 39H137V40H135ZM191 39V38H190ZM210 39V40H209ZM246 39L248 40V41H250L249 43H248V41H246ZM256 39H257V41H256ZM13 42H15L16 40L13 38ZM36 40H37V42H36ZM71 40L74 42V41H77L78 40V43L76 44L75 42L74 43H72L71 42ZM80 40V41H79ZM91 40V41H90ZM94 40V39H93ZM219 40V39H218ZM225 40V41H224ZM245 41V42H247V43H243V42H240V41ZM258 40L260 41V42H258ZM7 41V44L5 43ZM54 41V42H53ZM66 41H69V43L68 42H66ZM89 41H90V43H89ZM112 41V42H111ZM115 41H118L117 43L115 42ZM126 41V42H125ZM198 41H199V43H198ZM202 41V43H200ZM204 41V42H203ZM208 41H210V42H208ZM222 41V43H223V45H221L222 43H220ZM9 42H11V43H9ZM41 42V43H40ZM44 42V43H43ZM47 42V43H46ZM65 42V43H64ZM212 42V43H211ZM215 42H216V44H215ZM5 43V44H4ZM52 43V44H51ZM54 43V44H53ZM71 43V44H70ZM101 43H103V44H101ZM115 43V44H114ZM209 45L208 46V51H210L209 53H210V55H206L207 53H208V51H207V53H206V49H207V46L205 45ZM233 43V44H232ZM51 44V46L52 45H54L55 47H54V50L53 51H49V49H48V47L50 48V45ZM67 44H69V45H67ZM73 44V45H72ZM87 44V45H86ZM117 44V45H116ZM200 45L201 44V46L203 45V47H197V45ZM213 44H215L214 46H213ZM225 44V45H224ZM229 44V45H228ZM235 44V45H234ZM255 44V45H254ZM261 44V45H262ZM57 45V46H56ZM83 45V46H82ZM113 45V46H112ZM211 45V46H210ZM232 45V46H231ZM247 47H246V46ZM250 45V46H249ZM5 47V49H4V47ZM12 46V45H11ZM11 46H8V49H6V51L8 50L10 53H8L9 55H7V57L9 56V58L7 59L8 60V62H10V61H13V62H11V63H8L9 65H10V72H12V74H13V76L15 75H17V77H19L20 78V76H21V78H20V80H19V78H17V86H16V92H18V89H19V91L20 90H22L26 85H28V78L26 77L25 79H24V77H23V75H21L22 73H24L25 72V74H28V73H26L27 72V70H28V72H30L29 71V69H28V66H26L25 64H20V62H23V60H22V58L21 59H19V57H21L20 56V52L19 51H17L18 49H15L16 51H14V49L13 48H16V47H11ZM41 46H43L42 47V49H44L46 52H43V53H41L42 54V56H41V54H40V52H42V50H40L41 49ZM68 46V47H67ZM70 46V47H69ZM204 46H206L205 48H204ZM213 46V47H212ZM226 46V48H227V50H229V51H227L224 47ZM229 46V47H228ZM241 46V47H240ZM254 46H256V47H258V49L255 47L254 48ZM10 47V48H9ZM39 47H40V49H39ZM61 48V49H57V48ZM89 47V48H90ZM108 47V48H107ZM131 47V48H130ZM134 49H133V48ZM242 47H243V49H242ZM251 47V48H250ZM261 49H260V48ZM56 48V49H55ZM69 48V49H68ZM128 48L130 49V50H128ZM203 48L205 49V51L203 50ZM212 48V49H211ZM221 50H220V49ZM223 48V49H222ZM229 48V49H228ZM232 48H234V49H232ZM239 48V49H238ZM254 48V49H253ZM2 49H3V52H2ZM13 49V50H12ZM35 49H37L36 51H35ZM39 49V50H38ZM46 49H48V51H49V55L47 54V50ZM53 49V46L51 47V49L50 50H52ZM64 49V50H63ZM81 49V50H82ZM116 50V52L117 53H115V52H111L112 50ZM190 49V50H191ZM200 49L201 50H203V52L202 53H206V54H200ZM213 50V51H211V50ZM220 52V53H218L217 52V50ZM225 49V52L226 53H229L230 54V56L231 57H228V55L227 54H224L225 52L224 51H222V50H224ZM250 49H252V50H250ZM256 49H257V51H256ZM11 50V51H10ZM43 50V51H44ZM57 50V51H56ZM59 50V51H58ZM71 50V52H69ZM80 50V51H81ZM84 50V51H85ZM85 51V53H83V52H80V54H78L79 56L80 55H82L81 57L83 58V59H87V58H84V57H87V55L90 53V52H93V51H90V52H88V51ZM121 50V51H120ZM132 50H133V52H132ZM141 50V51H140ZM198 50H199V52H198ZM231 50H238L237 52H239V50H241V52H242V54H237V52L235 51V52H231ZM259 50V51H258ZM35 51V52H34ZM62 51H63V53H62ZM65 51V52H64ZM108 51V52H107ZM110 51V52H109ZM118 51H120V53L118 52ZM125 51V52H124ZM129 51V52H128ZM186 51H189V50H186ZM186 51H183V54H184V52H186ZM216 51V52H215ZM247 51V52H246ZM252 51H254V52H252ZM18 52H19V54H18ZM54 53V54H52V53ZM68 52V53H67ZM107 52V53H106ZM123 53V55H122V53ZM127 52V53H126ZM132 52V53H131ZM211 52H213V54L211 53ZM240 52V53H241ZM262 52V53H261ZM12 53H13V55H12ZM26 53V52H25ZM45 53H46V56H45ZM62 53V54H61ZM65 53H67V54H65ZM83 53V54H82ZM88 53V54H87ZM109 53L111 54H118V55H120L119 57H118V55H115L114 54V56H112V54L111 55H109ZM126 53V54H125ZM208 53V54H209ZM217 53L219 54V55H217ZM223 53V54H222ZM232 53V54H231ZM243 53H247L246 55L245 54H243ZM252 54V57H255V58H257L258 57V59H259V61L260 60H262V65H261V67L263 68V70L261 69V67L258 69V70H253V69H247L246 70V68H247V66L246 65H244V63L246 62V60H245V62L244 61H241V60H244L243 58H245L248 54ZM61 54V55H60ZM91 54V53H90ZM89 54V55H90ZM129 54H130V56H129ZM141 54V55H140ZM183 54H181L180 56L182 57H184L185 58V54H187V52L183 55ZM211 54H212V57H214V55H215V58H217V60L215 59V58H209L210 56H211ZM235 54H237L238 55V57H239V60L237 59L238 57H233V56H236ZM250 54V55H251ZM263 54V55H262ZM16 55H19V56H17V57H15ZM52 55H54V57L56 56V55H59V56H56V58H52V57H50V56H52ZM65 55V56H64ZM109 55V56H108ZM131 55H132V57H131ZM188 55V54H187ZM198 55V57H195V56H197ZM220 55H223V56H221L220 57ZM224 55H226V56H224ZM254 55V56H253ZM45 56V57H44ZM47 56H48V58H47ZM76 56V55H75ZM78 56V57H79ZM93 56H95V55H93ZM126 56V57H125ZM205 56H207V60L205 59ZM209 56V57H208ZM217 56V57H216ZM242 56V57H241ZM245 56V57H244ZM1 58V60H0V62L3 60V58H2V56H0ZM12 57V58H11ZM15 57V58H14ZM38 59H40L41 60V62H40V60H38ZM42 57V58H41ZM113 57V58H112ZM116 57V58H115ZM190 57H192V55L190 54ZM200 57H202V58H200ZM203 57H204V59H203ZM221 59H224L225 58V60L223 61H221L220 60V58ZM228 57V59L229 60H233V63L230 61V63L228 64V62H227V64L225 63L224 65L223 64H221V62L222 63H224V62H226L228 59H226ZM242 59H241V58ZM261 57V58H260ZM10 58H11V60H10ZM17 58V61L15 60V64H14V59H16ZM45 58V59H44ZM68 59V61H67V59ZM123 58V59H122ZM126 58V59H125ZM132 58V59H131ZM184 58H181V60L182 59H184ZM196 58H197V62H196ZM198 58H200V60L202 59L203 60V62H200V63H198V61H199V59ZM230 58H232V59H230ZM237 59V60H234V59ZM19 59V60H18ZM51 59V60H50ZM56 59V60H55ZM59 59L61 60L60 62L61 63H59ZM63 59V60H62ZM64 59H65V61H64ZM115 61H114V60ZM117 59V60H116ZM159 59V60H158ZM211 59H214L216 62H215V65L217 66H219L220 64L222 65V66H224V67H222L221 65V67L223 68H219V67H216L215 65L213 66V64H214V62H213V60L212 61H210ZM241 59V60H240ZM47 60V61H46ZM52 62V63H50V61ZM58 60V61H57ZM131 60V61H130ZM133 60V61H132ZM165 60V59H164ZM180 60V59H179ZM179 60H178V63H179ZM201 60V61H202ZM204 60H206V61H204ZM219 60V61H218ZM228 60V61H229ZM18 61H20V62H18ZM56 61V62H55ZM68 62V64L66 63H64V62ZM148 61H150V62H148ZM161 61V62H160ZM209 61V62H208ZM235 61V62H234ZM238 61L240 62V63H238ZM55 62V63H54ZM70 62H72V63H70ZM135 62V63H134ZM210 62H213V63H211L210 64ZM218 62H220V64L218 63ZM244 62V63H243ZM261 62V61H260ZM17 63V64H16ZM48 63V64H47ZM77 63H78V66H77ZM81 63V62H80ZM84 63V62H83ZM115 63V64H114ZM196 63H198V64H196ZM210 64V66H208V64ZM216 63H218V64H216ZM8 64L6 65V67L8 66ZM47 64V65H46ZM55 64V65H54ZM56 64H57V66L58 67H56ZM62 64H64V65H62ZM181 64V63H180ZM195 64V65H194ZM201 64V65H200ZM207 64V65H206ZM231 64H233V65H231ZM235 64H236V66L238 65V67H236L235 69H234V67H235ZM239 64H240V66H239ZM246 64V63H245ZM13 65H14V68H13ZM16 65V66H15ZM22 65V66H21ZM72 67H71V66ZM97 65V66H96ZM116 65V66H115ZM159 65V66H158ZM197 65V66H196ZM198 65H199V67H198ZM205 65H206V69H205ZM230 65H231V68H230ZM243 65V66H242ZM66 66V67H65ZM70 66V67H69ZM75 66V67H74ZM80 66V67H79ZM143 66V67H142ZM169 66V65H168ZM200 66H201V68H203V70L202 69H199L200 68ZM211 66H213L212 68H211ZM229 66V67H228ZM244 66H246V67H244ZM9 67V66H8ZM12 67V68H11ZM53 67V68H52ZM77 67V68H76ZM97 67H99V68H97ZM182 67V66H181ZM209 67V69H211L208 73L205 71V70H208L207 68ZM216 67V68H215ZM226 67V68H225ZM240 67H242V68H240ZM45 68H47V69H45ZM67 68V69H66ZM70 68V69H69ZM74 68V71L72 70ZM76 68V69H75ZM104 68H106L107 70L109 69L110 71L108 72L107 70H104V72H103V69ZM166 68H168V69H166ZM191 68H193V71H191L192 69ZM225 68V69H224ZM229 70H228V69ZM15 69H17V70H14ZM20 71H19V70ZM26 69V70H25ZM45 69V70H44ZM50 68H49V70H47V71H50L51 70ZM82 69V70H81ZM137 69V70H136ZM166 69V70H165ZM169 69H170V71H169ZM197 69H199V70H197ZM217 70V72H216V70ZM221 69V70H220ZM238 69V70H237ZM261 69V71H259ZM25 70V71H24ZM63 70V71H62ZM66 70V71H65ZM68 70V71H67ZM80 70V71H79ZM84 70V71H83ZM86 70V71H85ZM102 71V72H100L99 73V71ZM114 70V72H112ZM161 70V71H160ZM213 70V71H212ZM224 70V71H223ZM231 70V71H230ZM16 72V73H14V72ZM19 71V72H18ZM55 71V72H54ZM129 71V72H128ZM137 71V72H136ZM151 71H152V73H151ZM169 71V72H168ZM195 71V72H194ZM254 71H256V72H254ZM21 72V73H20ZM60 74H59V73ZM62 72H64V73H62ZM67 72V73H66ZM83 72H85V75L83 74ZM93 72H95V74H96V76L98 77L97 78V80H96V78L95 77H93V76H95L94 75V73ZM149 72V73H148ZM161 72V73H160ZM194 72V73H193ZM250 72V73H249ZM252 72H254V73H252ZM68 73L70 74V75H68ZM76 73V74H75ZM77 73H79V74H77ZM81 73V74H80ZM87 73V74H86ZM89 73V74H88ZM91 73V74H90ZM104 73V74H103ZM109 74L108 76H106L105 74ZM144 73V74H143ZM154 73V74H153ZM180 73L182 74V75H180ZM188 73V74H187ZM215 73V74H214ZM221 73V74H220ZM249 73V74H248ZM260 74V75H258V74ZM18 74H19V76H18ZM75 74V75H74ZM93 74V75H92ZM103 76H101V75ZM111 74H112V76H111ZM114 74V75H113ZM159 74V75H158ZM202 74H205L206 76H204V75H202ZM210 76H212L211 78L209 77V75ZM239 74V75H238ZM242 74V75H241ZM244 74V75H243ZM256 75V79L254 78V76ZM0 80H4V77H2V74L0 73ZM64 75H65V77H64ZM67 75V76H66ZM77 75H78V77H77ZM79 75H82V76H84L85 78H87L88 77V75H89V77L90 78H93V79H95V80H92L91 79V82H93V84L90 82V79H89V77H88V79H82V76H79ZM87 75V76H86ZM130 75V76H129ZM226 75H228L229 77H227ZM248 75H249V77H248ZM250 75H251V77H250ZM100 76H101V78H102V80H101V78H100ZM105 76V77H104ZM116 77V79H115V77ZM137 76V77H136ZM144 76V77H143ZM154 76V77H153ZM157 76V77H156ZM161 76V77H160ZM200 76V77H199ZM204 76V77H203ZM220 76H221V78H220ZM226 76V77H225ZM241 76V77H240ZM63 79H65V80H63ZM68 77H70V78H68ZM106 77H108V79H106ZM114 77V78H113ZM183 77V78H182ZM185 77V78H184ZM194 77H195V79H194ZM215 79H214V78ZM240 77V78H239ZM260 77V78H259ZM75 78V79H74ZM77 78V79H76ZM111 80H110V79ZM169 78V79H168ZM174 78H176L178 81H180L181 79V83H184L183 85H191L192 84V82H193V85H191L190 87L191 88H187V90L189 89V90H191L192 89V91H187L186 93L184 92L183 94H188L189 96H190V98H188L189 96L188 95H183V94H181V95H183L182 97H181V95H180V98H174L173 97V95L174 96H179V94L178 95H175L174 94V92H172V91H176V89L174 88V87H171V86H173V82H172V80L174 79ZM180 80H179V79ZM203 78H204V80L206 79V81H203ZM207 78H208V80H207ZM218 78H220V79H218ZM230 78V79H229ZM234 80H233V79ZM246 78H248V79H246ZM250 78H251V80H250ZM252 78L253 79H255V81L254 82H252L251 83V81H252ZM27 79V80H26ZM82 79V80H81ZM99 79H100V81H99ZM126 81H125V80ZM160 79V80H159ZM192 79V80H191ZM222 79V80H221ZM227 79V80H226ZM245 79V80H244ZM62 80V81H61ZM85 80V81H84ZM87 80V81H86ZM89 80V81H88ZM107 82H106V81ZM110 80V81H109ZM115 82H114V81ZM152 80V81H151ZM184 80V81H183ZM192 82H191V81ZM194 80V81H193ZM217 80V81H216ZM220 80L222 81V82H220ZM225 80V81H224ZM248 80V81H247ZM24 81V82H23ZM56 81V82H55ZM60 81H61V83H60ZM143 81H146V82H143ZM174 81V80H173ZM195 81H197V82H195ZM202 82V84H201V82ZM210 81V82H209ZM234 81L236 82V83H234ZM242 81V82H241ZM22 82V83H21ZM88 82V83H87ZM91 84H90V83ZM98 83V84H96V83ZM101 82V83H100ZM104 82V83H103ZM122 82V83H121ZM135 82H137V83H135ZM203 82H206L207 83V85H206V83H203ZM225 82V83H224ZM232 82V83H231ZM247 82H249V83H247ZM134 83V84H133ZM144 83V84H143ZM152 83V84H151ZM180 83V84H181ZM219 84V86H218V84ZM229 83H231V84H229ZM234 83V84H233ZM239 83H240V85H239ZM258 84V86H257V84ZM26 84V85H25ZM54 84H56V87H55V85ZM60 84V85H59ZM107 84V85H106ZM119 84V85H118ZM121 84V85H120ZM127 84V85H126ZM129 84V85H128ZM146 84H147V86H146ZM204 85V86H200V85ZM217 84V85H216ZM222 84V85H221ZM225 84H227L226 86H225ZM233 84V85H232ZM236 84H238V85H236ZM96 85V86H95ZM142 85V86H141ZM161 85V86H160ZM166 85V86H165ZM169 85V86H168ZM206 85V86H205ZM221 85V86H220ZM225 86V89H226V87H228L226 90H227V92H226V90L224 89V86ZM248 85V86H247ZM251 85V87H249ZM61 86V87H60ZM106 86V87H105ZM119 86V87H118ZM146 86V88L144 89V87ZM168 86V87H167ZM214 86V87H213ZM262 86V87H261ZM58 87V88H57ZM101 87V88H100ZM108 87V88H107ZM163 87V88H162ZM164 87H166V88H164ZM172 89H171V88ZM176 87V86H175ZM223 87V88H222ZM229 87H231L230 89H229ZM236 87V88H235ZM240 87V88H239ZM253 87H255V88H253ZM22 88V89H21ZM26 88V87H25ZM66 88V89H65ZM106 88V89H105ZM112 88V89H111ZM115 88V89H114ZM168 88V89H167ZM169 88L171 89V90H169ZM175 90H174V89ZM194 88V89H193ZM202 88H204L206 91H207V93H206V91L204 90L203 92L204 93H202ZM207 88V89H206ZM212 89V93L211 94H213V95H211L210 94V90ZM222 88V89H221ZM244 90H242V89ZM252 88V89H251ZM95 89H97V90H95ZM100 89V90H99ZM122 89V90H121ZM133 89V90H132ZM140 89V90H139ZM144 89V90H143ZM164 89H166V90H168V91H166L165 92V94H167V95H165V94H163V93H161L160 92V90H162V91H164ZM179 89V88H178ZM220 89V90H219ZM251 89V90H250ZM263 89V90H262ZM99 90V91H98ZM101 90H102V92H101ZM104 90H106V91H104ZM112 91V92H110V91ZM194 90H195V92H194ZM231 90L233 91V93H231ZM236 90V91H235ZM97 91H98V93H97ZM117 93V95L115 94V92ZM138 91V92H137ZM146 91V92H145ZM149 91V92H148ZM157 91V92H156ZM216 91H218V92H216ZM245 91H246V95H245ZM253 91V92H252ZM51 92V93H50ZM108 92H110L109 93V95H111L110 96V98L112 97V99H110V101L111 102H109V97H108ZM120 92V93H119ZM140 92V93H139ZM143 92H144V95H143ZM169 92H172L173 93V95H172V93H169ZM191 92V93H190ZM192 92H193V95L191 96V94H192ZM199 92H200V94H199ZM222 92V93H221ZM228 92H230L231 94H229ZM236 92V93H235ZM241 92V93H240ZM250 92V93H249ZM252 92V93H251ZM257 92V93H256ZM95 94V96H94V94ZM112 93V94H111ZM163 94V95H165V96H160L161 94ZM218 93H221V94H218ZM225 93V94H224ZM240 93V94H239ZM244 93V94H243ZM248 93V94H247ZM261 93V94H260ZM139 94V95H138ZM160 94V95H159ZM170 94V95H169ZM197 94V95H196ZM198 94H199V96H198ZM204 95V97H203V95ZM227 94V95H226ZM229 94V95H228ZM252 94V95H251ZM254 94H255V96H254ZM260 94V95H259ZM13 97H12V96ZM10 95V98H12V99H14L15 98V92L13 93V94H11ZM49 95H51L52 96V99H50L51 97H49ZM65 95V96H64ZM107 95V96H106ZM114 95V96H113ZM119 95V96H118ZM132 95V96H131ZM146 95V96H145ZM169 95V96H168ZM208 96V95H210V97L208 96V97H206V96ZM219 95V96H218ZM221 95V96H220ZM226 95V96H225ZM233 95V96H232ZM241 95V96H240ZM245 95V96H244ZM251 95V96H250ZM55 96V97H54ZM67 96H69V97H67ZM100 96H102V97H100ZM116 96V97H115ZM124 96V97H123ZM156 96H157V99H156ZM187 96V98H185ZM195 96V97H194ZM196 96H198V97H196ZM211 96H213L212 98H211ZM231 96L233 97L232 99H231ZM235 96V97H234ZM249 96V97H248ZM54 97V98H53ZM75 97V98H74ZM108 97V98H107ZM117 97L118 98H120V99H118L119 100V102H118V100H117ZM126 97V98H125ZM128 97V98H127ZM164 97H165V99H164ZM167 97H173V101L172 100H169L170 98H167ZM195 98L196 99V101H195V99H193V98ZM199 97H202V98H204V99H206V101L204 102L203 100L200 102V98ZM206 97V98H205ZM225 99H224V98ZM227 97V98H226ZM254 97V98H253ZM255 97H256V99H255ZM261 97V98H260ZM9 98V99H10ZM64 98H66V99H64ZM71 100H70V99ZM94 98H93V100H94ZM114 98V99H113ZM159 98V99H158ZM162 98L164 99L163 101H159V100H162ZM182 98V99H181ZM199 98V99H198ZM218 99V100H216V99ZM235 98V99H234ZM237 98H238V100L240 99L241 100V102L240 101H234V100H237ZM242 98V99H241ZM252 98V99H251ZM9 99L7 100L8 102H9V104L7 105L6 104V106H4V104H3V106L2 105H0V108L1 109H5L4 110V112H3V110H1L0 109V113H4L5 114V112H11V113H16V112H18V111H24V110H26L27 109V106H25L24 105V103H18V101L16 100V99H14V100H16V101H14V100H11V102L9 101ZM73 99V100H72ZM129 99V100H128ZM137 99H139V101L137 100ZM149 99V100H148ZM168 99V100H167ZM184 99L186 100V102L184 101ZM189 101H188V100ZM193 99V100H192ZM210 101H208V100ZM221 99H223V100H221ZM230 99V100H229ZM234 99V100H233ZM82 100V99H81ZM108 100V101H107ZM114 100H116L117 101V105H114V103H115V101ZM125 100V101H124ZM176 100V101H175ZM177 100H181V103H179V101H177ZM191 100V101H190ZM199 100V101H198ZM225 100V101H224ZM232 100H233V102H232ZM249 100V101H248ZM256 100V101H255ZM14 101V102H13ZM83 101V100H82ZM135 101H137V102H135ZM145 101H146V103H145ZM167 101H169V103L167 102ZM182 101H184V102H182ZM198 101V102H197ZM216 101V102H215ZM221 101V102H223L222 104H221V102H220V105H222V106H220V108H219V102ZM248 101V102H247ZM263 101V102H262ZM15 102H17V107L19 108H17L16 107V103ZM88 102V103H87ZM125 102V103H124ZM128 102V103H127ZM135 102V103H134ZM148 102V103H147ZM160 102V103H159ZM164 102H166V103H164ZM174 102V103H173ZM190 102H192V103H190ZM212 102V103H211ZM235 102V103H234ZM239 102V103H238ZM246 102V103H245ZM257 104H256V103ZM12 103V104H11ZM13 103H15L14 104V106H13ZM44 103V104H45ZM85 103H87V104H84L83 103V106L85 107V105L87 106V108L89 109L90 108V102L89 101H85ZM111 103H113V104H111ZM141 103H142V106H139V105H141ZM157 103H159L158 105H157ZM200 105H199V104ZM216 103H218V104H216ZM228 103V104H227ZM231 104V106H230V104ZM234 103V104H233ZM251 103V104H250ZM261 103V104H260ZM11 104V105H10ZM24 106H23V105ZM59 104H57V109L59 110L60 108H58L59 106ZM65 104V105H64ZM110 104V105H109ZM168 104V105H167ZM175 104V105H174ZM184 104H185V106H184ZM195 104V105H194ZM197 104V105H196ZM206 104H208V105H206ZM211 104V105H210ZM227 104V105H226ZM237 104H239V107L241 108V105L243 104H245L244 105V107H243V105H242V108L241 109H239V107H238V105ZM241 104V105H240ZM247 104V105H246ZM253 104V105H252ZM260 104V105H259ZM45 105H49V104H45ZM138 105V106H137ZM145 105V106H144ZM148 105V106H147ZM151 105V106H150ZM163 105V106H162ZM172 105V106H171ZM224 105V106H223ZM229 105V106H228ZM233 105H236V106H233ZM250 105V106H249ZM10 106H12L13 108H11ZM116 106H117V109H116ZM168 106V107H167ZM175 106L177 107V108H180V107H185L184 109H186L184 112L185 113H183V112H181L180 114L177 112V108L175 109ZM188 106V107H187ZM201 106V107H200ZM211 106V107H210ZM218 106V107H217ZM225 106H227L228 108L227 109H225ZM232 106H233V108H232ZM8 107V108H7ZM15 107H16V110L17 111H15ZM23 107V108H22ZM113 107L115 108V109H113ZM120 107V108H119ZM123 107V108H122ZM137 107V108H136ZM155 107V108H154ZM163 107V108H162ZM165 107V108H164ZM192 107V108H191ZM196 107H198V108H196ZM207 107L209 108L208 110H207ZM224 107V108H223ZM230 107V108H229ZM249 107V108H248ZM11 110H10V109ZM50 108V107H49ZM50 108V112H54V113H56V114H58V113H63V111L64 110H66L65 108H63V109H61V111L59 112V111H55V108L52 110ZM86 108V107H85ZM103 108H104V110H103ZM107 108V109H106ZM111 108H112V111H111ZM124 108H126V109H124ZM141 108V109H140ZM150 108V109H149ZM160 108V109H159ZM162 108V109H161ZM202 108V109H201ZM206 108V109H205ZM215 108V109H214ZM222 108H223V111H222ZM231 108H232V112L234 113H232L230 110H231ZM238 108V109H237ZM250 108H251V110H250ZM259 108V109H258ZM262 110H261V109ZM7 109H8V111H7ZM13 109V110H12ZM67 109V110H68ZM118 109H119V111H118ZM159 111H158V110ZM176 111H175V110ZM214 109V110H213ZM217 109H220V110H218V112H217ZM229 109V110H228ZM256 109H258L257 110V112H254ZM114 110V111H113ZM116 110V111H115ZM121 110V111H120ZM139 110V111H138ZM140 110H142V111H140ZM163 110V111H162ZM172 110H174V111H172ZM202 110V111H201ZM248 110V111H247ZM15 111V112H14ZM127 111V112H126ZM129 111V112H128ZM135 111V112H134ZM138 111V112H137ZM166 111V112H165ZM167 111H168V113H167ZM205 111H206V113H205ZM216 111V112H215ZM228 112V114L227 113H225V112ZM252 111V112H251ZM261 113H260V112ZM263 111V112H262ZM101 112H103L102 114H101ZM121 113V114H119V113ZM198 112H200V113H198ZM214 112V113H213ZM252 114H251V113ZM258 112H259V114H258ZM114 113H116V114H114ZM143 113V114H142ZM163 115H162V114ZM169 113H171L170 115H169ZM200 114L201 116H202V118H198V117H196L197 116V114ZM212 114V116H211V114ZM223 113V114H222ZM229 113H231L230 115L232 116V117H234V118H236L237 119V121H238V125H236L233 129H231V131L232 132H234L233 134L234 135H231L232 134V132H229L230 130H228L227 132H226V130H224V129H220V128H218V130H219V132H217L218 130H217V128H214L213 127V125H211L210 124V121H208L209 123H207L206 121H205V118L206 117H213V118H218V116L219 117H230V115H229ZM238 113V114H237ZM239 113H244L243 115L242 114H239ZM249 115H248V114ZM7 114V113H6ZM114 114V115H113ZM208 114V115H207ZM119 115V117H117ZM124 115V116H123ZM131 115V116H130ZM172 115H174V116H172ZM184 115V116H183ZM195 115V116H194ZM0 118H2V116H3V114L1 115L0 114ZM143 116V117H142ZM151 118H150V117ZM180 116V117H179ZM238 116V117H237ZM112 117V118H111ZM131 117V118H130ZM164 118V119H162V118ZM177 117H179V118H177ZM195 117V118H194ZM247 119H246V118ZM250 117V118H249ZM261 117V118H260ZM123 120H122V119ZM161 118V119H160ZM193 118V119H192ZM239 118V119H238ZM260 118V119H259ZM104 119V120H103ZM136 119V120H135ZM159 119V120H158ZM177 119H179V121L181 122H179ZM196 119H198V121L196 120ZM227 119V118H226ZM230 119V118H229ZM244 119V120H243ZM246 119V120H245ZM251 119V120H250ZM255 119V120H254ZM134 120H135V122H134ZM142 120V121H141ZM253 120V121H252ZM260 120V122L262 121V123H260V122H257V121H259ZM112 121V122H111ZM119 121V122H118ZM123 121V122H122ZM140 121V122H139ZM145 121V122H144ZM187 121V122H186ZM241 121V122H240ZM256 121V122H255ZM108 122V123H107ZM143 122V123H142ZM174 122V124H172ZM194 123V125H192L193 123ZM197 122V123H196ZM243 122H244V125H243ZM249 124H248V123ZM255 124H254V123ZM53 123H55V122H53ZM122 123V124H121ZM132 123V124H131ZM176 123V124H175ZM178 123V124H177ZM191 123V124H190ZM248 124V125H246V124ZM252 123V124H251ZM258 123H259V125H258ZM49 124V123H48ZM103 124H105L103 127H101L100 125H103ZM114 124V125H113ZM201 124V125H200ZM257 124V125H256ZM116 125V126H115ZM123 125V126H122ZM148 125V126H147ZM169 125V126H168ZM173 125V126H172ZM175 125V126H174ZM206 125V126H205ZM210 125V126H209ZM243 125V126H242ZM50 126V125H49ZM162 126V127H161ZM192 126V127H191ZM238 126H239V128H238ZM241 126V127H240ZM247 126V127H246ZM251 126V127H250ZM255 126H256V128H255ZM101 127V128H100ZM105 127V128H104ZM204 127H205V129H204ZM209 129H208V128ZM245 127H246V129H245ZM252 127H253V129H252ZM258 127H261V128H259L258 129ZM48 128V127H47ZM49 128H51V127H49ZM89 128V129H88ZM92 128V129H91ZM104 128V129H103ZM119 128V129H118ZM129 128V129H128ZM141 128V129H140ZM148 128V129H147ZM160 128V129H159ZM203 128V129H202ZM207 128V129H206ZM255 128V129H254ZM53 128H51V129H46L47 131V133H48V135L50 134L51 135V133L53 134V136H55V137H57V138H62V137H64V139L66 140H68L69 138H70V140H72L71 138H72V136H71V130H69L67 127H62V125H59V127L57 126V128H55V129H53ZM87 129H88V132H86V133H84L85 131H87ZM99 130V131H103L104 132V134H103V132H102V134L103 135H101V133H99V131H97V130ZM100 129H102V130H100ZM133 129V130H132ZM152 129V130H151ZM211 129V130H210ZM216 129V131H214ZM245 129V130H244ZM249 129V130H248ZM258 129V130H257ZM50 130V131H49ZM149 130V131H148ZM151 130V131H150ZM167 130V131H166ZM189 130V131H188ZM241 130V131H240ZM254 130V131H253ZM224 131V132H223ZM244 131H245V133H244ZM253 131V132H252ZM262 131V132H261ZM51 132V133H50ZM67 132V133H66ZM94 132V133H93ZM98 132V133H97ZM116 132V133H115ZM246 132H248V133H246ZM252 132V133H251ZM46 133V134H47ZM92 133V134H91ZM97 133V134H96ZM170 133V134H169ZM221 133H223V135L221 134ZM224 133H225V135H224ZM228 133H231V134H229V135H227ZM263 133V134H262ZM85 134V135H84ZM100 134V135H99ZM118 134V135H117ZM130 134V135H129ZM244 134H246V135H244ZM47 135V136H48ZM57 135V136H56ZM61 135V136H60ZM65 135V136H64ZM68 135H70V136H68ZM141 135V136H140ZM145 135V136H144ZM166 135H168V136H166ZM82 136V137H81ZM87 136V137H86ZM94 136V137H93ZM101 136V137H100ZM114 136V137H113ZM118 136H119V138H118ZM185 136H187V137H185ZM67 137V138H66ZM116 137V138H115ZM145 137V138H144ZM163 137V138H162ZM85 138V139H84ZM111 138V139H110ZM125 138V140H123ZM172 138V139H171ZM185 138V139H184ZM254 138V139H253ZM84 139V140H83ZM90 139V140H89ZM97 139H99V140H97ZM152 139H153V141H152ZM159 141H158V140ZM248 139V140H247ZM115 140V141H114ZM118 140V141H117ZM143 140V141H142ZM155 140V141H154ZM251 140V141H250ZM90 141V142H89ZM95 141V142H94ZM145 141H147V142H145ZM156 141H158L157 143H156ZM174 143H173V142ZM177 141V142H176ZM81 142V143H82ZM94 142V143H93ZM109 142V143H108ZM160 142V143H159ZM162 142V143H161ZM164 142V143H163ZM168 142H170V143H168ZM176 142V143H175ZM249 142V143H248ZM93 143V144H92ZM101 143H103L102 145H101ZM130 143V144H129ZM144 143V144H143ZM146 143H148V144H146ZM173 143V144H172ZM181 143V144H180ZM75 144H77L76 142H75ZM126 144V145H125ZM150 144V145H149ZM156 146H154V145ZM158 144H159V146H158ZM162 144V145H161ZM166 146H165V145ZM170 144V145H169ZM262 144V145H261ZM132 145V146H131ZM145 145V146H144ZM147 145H149V146H147ZM258 145V146H257ZM143 146V147H142ZM158 146V147H157ZM164 146V147H163ZM118 147H119V149H118ZM145 147V148H144ZM180 147V148H179ZM251 147V148H250ZM105 150H104V149ZM123 148V149H122ZM152 148V149H151ZM186 148V149H185ZM189 148V149H188ZM192 150H191V149ZM116 149V150H115ZM182 149L184 150V151H182ZM107 150V151H106ZM112 150V151H111ZM117 150H118V152H117ZM127 150V151H126ZM194 150H195V152H194ZM219 150V151H220ZM99 151H100V153H99ZM114 151V152H113ZM120 151V152H119ZM191 151V152H190ZM225 151V150H224ZM260 151V152H259ZM263 151V152H262ZM104 152V153H103ZM107 152V153H106ZM111 152H113V153H111ZM198 152V153H197ZM207 152V153H206ZM262 152V153H261ZM209 153V154H208ZM41 153H38V154H36V158H37V156L38 155H40ZM122 154V155H121ZM193 154V155H192ZM204 154V155H203ZM258 154V155H257ZM141 155V156H140ZM159 155V156H158ZM180 155V156H179ZM199 155V156H198ZM208 155V157H206ZM113 156V157H112ZM178 156V157H177ZM198 156V157H197ZM143 157V158H142ZM185 157V158H184ZM204 159H203V158ZM232 157V158H231ZM237 157V156H236ZM105 158V159H104ZM116 158V159H115ZM124 158H125V160H124ZM127 158V159H126ZM140 158V159H139ZM178 158V159H177ZM160 160L159 161V163H158V160ZM183 159V160H182ZM200 159V160H201ZM233 161V160H236L234 163H232V162H230V161ZM239 160H240V162H239ZM249 160V159H248ZM227 161V162H226ZM242 161V162H241ZM244 161V162H243ZM120 162V163H119ZM146 162V163H145ZM181 162V163H180ZM191 162V163H190ZM228 162H229V164H228ZM117 163V164H116ZM238 165H237V164ZM243 163V164H242ZM247 163V164H246ZM120 164V165H119ZM196 164V163H195ZM197 164H199V163H197ZM261 164V165H260ZM174 165V166H173ZM191 165H193V166H191ZM229 165H230V167H229ZM241 165V166H240ZM244 165V166H243ZM252 165V166H251ZM258 165V166H257ZM260 165V166H259ZM120 166V167H119ZM198 166V165H197ZM247 167V168H244V167ZM257 166V167H256ZM45 169H44V168ZM47 167V168H46ZM169 167L170 168H172V171H170V169H169ZM228 167V168H227ZM250 167V169H251V167L253 168V169H251V171H250V169H248ZM258 167H260V168H258ZM49 168V169H48ZM237 168V169H236ZM245 169V170H242V169ZM47 169H48V171H47ZM51 168L49 167V166H44V164H42V166L40 165V167H39V172H41V173H43L42 172V170L44 171V173H46V171H47V173H49V171H50V173H49V175H48V177L49 178H51L52 176H53V173L51 172V170H50ZM115 169V170H114ZM164 169V170H163ZM167 169H169V170H167ZM238 169H240V170H238ZM82 169H80L79 171H77V173H75V175H74V177L72 178V181L74 182V184H76L75 183V181L77 182V181H79V178H81V176H82V174H83V170L81 171ZM113 172H112V171ZM118 170V171H117ZM151 170V171H150ZM158 170L160 171L159 173H158ZM175 170V171H174ZM262 170V171H261ZM81 171V172H80ZM117 171V172H116ZM164 171H166V173L164 172ZM167 171H168V173H167ZM184 171H186V172H184ZM240 171V172H239ZM255 171V172H254ZM260 171V172H259ZM147 172V173H146ZM174 173V174H171V173ZM177 172V173H176ZM239 172V173H238ZM255 174H254V173ZM256 172H258L257 174H256ZM52 173V174H51ZM107 173V174H106ZM148 173H150L149 175H148ZM190 173V172H189ZM193 173V172H192ZM249 173L250 174H253L252 175V177H250L251 175H249ZM51 174V175H50ZM77 174V175H76ZM111 174H112V176H111ZM140 174V175H139ZM165 174V175H164ZM193 174H195V172L193 173ZM192 174V175H193ZM104 175H106V176H104ZM136 175V176H135ZM146 176V177H143V176ZM163 175V176H162ZM167 175V176H166ZM172 176V178L171 177H168V176ZM182 175H184V176H182ZM195 175H198V174H195ZM194 175V178L196 177ZM258 175V176H257ZM262 175V176H261ZM119 176V177H118ZM139 176H140V178H139ZM191 176V175H190ZM138 177V179H136ZM150 177H153V175L152 176H150ZM149 177V178H150ZM160 177V178H159ZM259 179H258V178ZM121 178V177H120ZM134 178H135V182L133 181L134 180ZM143 178V179H142ZM166 178H167V182H166ZM169 178H171L169 181H168V179ZM185 178V179H184ZM193 177L191 178V179H194ZM199 178V176L197 177V179ZM247 178V179H248ZM253 178H256V179H253ZM53 179H55V180H53ZM116 179H119L120 181H119V183L117 182V180ZM159 179H161V183H160V181H159ZM165 179V180H164ZM196 179V178H195ZM52 180L53 181H57L56 180V178L53 176V178H52ZM111 180V181H110ZM115 180H116V182L118 183H115ZM143 180V181H142ZM155 180H156V182H155ZM162 180H163V182H162ZM172 180V181H171ZM184 180V181H183ZM187 180V181H186ZM242 180H245V179H242ZM241 180V181H242ZM52 181V182H53ZM81 181V180H80ZM79 181V182H80ZM139 181V182H138ZM149 181H150V179H149ZM150 181V182H151ZM73 182H72V185H74L73 184ZM79 182H77V187L76 188H73V190H72V196L70 195L71 194V192H70V196H64V195H66V191H65V186H66V188H67V185H62V184H60L61 185V187H57L56 186V183L57 184H59V182H54V183H52V185L55 187V191H58L59 189L61 190V193H60V195L59 194H57L55 191H54V189H53V191H52V194H50V196L52 197L54 194H53V192H55V194H57V195H55V197L56 196H58L59 195V197L61 198H58L57 199V197L55 198V200L57 199V200H61L60 201V203H61V207H62V205H63V207L61 208V207H59V209H58V211L60 212V210H61V213L59 214V212H57L58 214H57V216L54 214V215H52V216H54V217H51V219H49L50 217L48 216V213H44L43 215H41L40 216V214H39V212H41V210L43 209V211L45 210V208H43L42 207V205H41V207H42V209L40 208V202H39V197H37V199H35L34 201H32V203H33V206H31L32 204H30V203H27V201L25 202L26 204H29V206L28 205H26L25 204V206H26V208H25V206L23 205L22 206V208H25V209H23L24 211L26 210L27 211V213H30V215H32L31 216V219L32 220H35L36 222V224H38V225H41L42 223H43V218L45 217L46 219H48V222L49 223H51L52 221H53V219L56 217L57 219L58 218H60V220H62V219H68V215H70L71 213H70V208L71 207H68L69 206V204H71V203H74V205L73 206H77L78 204H76L77 202L78 203H80L79 201H80V199H82L81 201H83V203H84V200H85V204L83 205V207H85L86 205V207H90L91 205H92V201L94 200V199H96V195H98L97 194V192L96 191H98V189L94 186V185H92V186H88V188L87 187H84L83 186V188H84V190H82L83 188H82V184L81 183H79ZM159 182V183H158ZM213 182V184H211ZM215 181H211V182H209L210 183V185H212V186H215V187H217V188H215L214 187V189L217 191V192H220V191H226V190H232V192H233V194L236 192V191H242V189L240 188V189H238V187L236 188V187H231L230 189H228V187L226 188V184L224 183V182H221V181H216L215 183H214ZM220 182V183H219ZM253 182V183H252ZM141 183H143V184H141ZM145 183V184H144ZM172 183H173V186H172ZM175 183H176V185H175ZM217 183H219V184H217ZM224 183V184H223ZM147 184V185H146ZM150 184V185H149ZM223 184V185H222ZM60 185H58V186H60ZM80 185H81V187H80ZM143 185V186H142ZM222 185V186H221ZM78 186L80 187V189H78ZM131 186V187H130ZM146 186V187H145ZM177 186H179V185H177ZM176 186V187H177ZM181 186V185H180ZM189 186V182H188V185H187V187ZM53 187V188H54ZM93 187V188H92ZM127 187H129V188H127ZM134 187V188H133ZM226 188V189H223V188ZM86 188H87V190H86ZM145 188H147L146 190H145ZM191 188V187H190ZM234 190H233V189ZM58 189V190H57ZM78 189V190H77ZM97 189V190H96ZM150 189H152V190H150ZM237 189V190H236ZM96 190V191H95ZM134 190V191H133ZM153 190H154V192H153ZM236 190V191H235ZM263 190V189H259V191H258V189H256V191L254 190V192L257 194L258 192H261V191ZM73 191L76 193V196H75V194L73 193ZM77 191V192H76ZM82 191V192H81ZM92 192V194H90L91 192ZM120 191V192H119ZM239 191L238 192H236L235 194H237V193H239ZM258 191V192H257ZM63 192V193H62ZM64 192H65V194H64ZM79 192V193H78ZM88 192V193H87ZM121 192H122V194H121ZM132 192V193H131ZM147 192H149V193H147ZM152 192V193H151ZM253 192V193H254ZM50 193V192H49ZM49 193H47L46 195H45V198H44V196L42 195V197L40 196V200H42L43 198L44 199H47L48 197H49ZM80 193H81V195H80ZM129 193V194H128ZM254 193V194H255ZM86 194V195H85ZM120 194V195H119ZM64 196V198H63V196ZM67 195H68V193H67ZM121 195H122V197H121ZM143 195H144V197H143ZM47 196V197H46ZM93 196H95V198H93ZM119 196V197H118ZM135 196V197H134ZM137 196V197H136ZM54 197V196H53ZM72 197V198H71ZM73 197H75V199L74 200H72L73 199ZM64 199V203H66V204H62V202H63V199ZM65 198H66V200H68L67 202H66V200H65ZM92 198V199H91ZM120 198V199H119ZM130 198V199H129ZM137 198V199H136ZM230 199H231V201L233 200V199H235V196L233 195V197H232V195L229 197ZM233 198V199H232ZM43 199V200H44ZM54 199V198H53ZM133 199H136V200H133ZM148 199V200H147ZM162 199V200H161ZM37 200V201H36ZM69 200L70 201H74V202H69ZM120 200V201H119ZM124 200V201H123ZM128 200V201H127ZM249 200H251V201H249ZM125 201H127V202H125ZM137 201V202H136ZM40 203L39 204V206L38 207H35V205H38V204H36V203ZM59 202V201H58ZM69 202V204H67ZM76 202V203H75ZM149 202V203H148ZM242 202L244 203V201L242 200ZM88 203V204H87ZM242 203V204H243ZM76 204V205H75ZM136 204V205H135ZM147 204H149V207H147L148 205ZM164 205V206H163ZM234 205V204H233ZM28 206V207H27ZM71 206H72V204H71ZM126 206H127V208H126ZM140 207V208H139ZM22 208H20L19 207V209H22ZM118 208V209H117ZM117 209V210H116ZM147 209H149L150 210V214L151 215H153L154 216V214L156 213V211H157V214H159V215H156V217L155 218H153L150 214H149V210H147ZM159 211H158V210ZM164 209V210H163ZM119 210V211H118ZM145 210V211H144ZM169 210V209H168ZM249 210H254V211H250L248 214L249 215H245L244 213L245 212H247V211H249ZM24 211H22L23 213H26V212H24ZM43 211H42V213H43ZM69 211V212H68ZM153 211H155V212H153ZM256 211V212H255ZM120 212V213H119ZM144 214H143V213ZM152 212L154 213V214H152ZM160 212V213H159ZM70 213V214H69ZM237 213V214H236ZM127 214V215H126ZM130 214V215H129ZM141 214V215H140ZM168 214H170V215H168ZM253 214V215H252ZM125 215V216H124ZM132 215V216H131ZM255 215V216H254ZM43 216V217H42ZM142 216V217H141ZM205 216H206V218H205ZM40 217H42V218H40ZM111 217V218H110ZM129 219H128V218ZM130 217H133V218H130ZM228 217H231V219L233 218V220L235 219L236 221H237V225H236V222H234V223H232V222H230L229 221V218ZM242 217H245V219L244 218H242ZM39 218L41 219L40 221H39ZM55 218V220L53 221V222H55L56 224H57V227H55V228H57V230L56 231H54L53 233H54V235H55V237H56V239L57 240H62L63 238L62 237H64L65 235H66V233L67 232H64V231H66L65 230V228L63 229V226H62V224H61V221L59 222V219L57 220ZM128 220H127V219ZM141 218H142V228L138 225V220H140V222H141ZM153 218V219H152ZM132 219V220H131ZM135 221H134V220ZM200 221H199V220ZM224 219V220H223ZM227 219V220H226ZM239 219H241V220H239ZM242 219H244V220H242ZM247 219V220H246ZM252 219H254V220H252ZM45 220V219H44ZM131 220V221H130ZM154 220V221H153ZM159 221V222H156V221ZM165 220V221H164ZM173 220V221H172ZM181 220V221H180ZM184 220V221H183ZM119 221V222H118ZM135 222V224H133V222ZM190 221H191V223L192 224H190ZM195 222V224H194V226H195V229H194V227H191V226H193V223ZM196 221H199V222H201V223H199V222H196ZM256 223H255V222ZM52 222V223H53ZM130 222V223H129ZM189 222V223H188ZM222 222H223V224H222ZM224 222H225V224H224ZM240 222V223H239ZM109 223V224H110ZM114 223V224H113ZM124 223V224H123ZM126 223V224H125ZM129 223V224H128ZM154 223H158L157 225H155ZM168 223V224H167ZM175 223V224H174ZM232 223V224H231ZM244 223V224H243ZM19 224H20V222H19ZM55 224V225H56ZM111 224L110 225H108V226H111ZM140 225H141V223H139ZM153 224V225H152ZM228 224H231V225H228ZM241 224H243V225H241ZM126 225V226H125ZM129 225V226H128ZM133 225H135V227L133 226ZM144 225V226H143ZM173 225V226H172ZM178 225V226H177ZM196 225H197V228H196ZM234 225H236V226H234ZM246 225H248V226H246ZM132 226V227H131ZM199 226V227H198ZM201 226V227H200ZM224 226H226V227H224ZM229 226V227H228ZM156 227V228H155ZM158 227V228H157ZM223 227V228H222ZM250 227V228H249ZM259 227V228H258ZM112 228V227H111ZM131 228H135V230L134 229H132V230H134V231H132L131 230ZM140 228H141V231H140ZM144 228V229H143ZM165 228V229H164ZM169 228V229H168ZM200 228V229H199ZM247 228H249V229H247ZM158 229V230H157ZM223 229H225V230H222ZM261 229H263V230H261ZM129 230V231H128ZM146 230V231H145ZM164 230V231H163ZM191 230V231H190ZM194 230H197V231H194ZM227 230V231H226ZM256 230V231H255ZM138 231V232H137ZM156 231H157V233H156ZM198 231H199V233H198ZM211 231V232H210ZM218 231V232H217ZM225 231V232H224ZM246 231H248V232H246ZM143 232H145V233H143ZM168 232V233H167ZM207 232H208V234H207ZM220 232V233H219ZM222 232H224V233H222ZM246 232V233H245ZM1 233V235H0V252H2V251H4V250H6L7 248H9L10 246H12V247H14V246H20V247H28V248H30V249H34V250H36V249H39V248H37L38 246H36V245H34L33 243H31V242H27V240L25 239V238H20V237H16L15 235H14V237L12 236L13 234H11V233H9V232H7V231H4L3 232V234H2V231L0 232ZM129 233H132V236H131V234H129ZM201 233V234H200ZM204 235H203V234ZM213 233H216V235L215 234H213ZM219 233V234H218ZM225 233H226V235H225ZM229 233V234H228ZM236 235H235V234ZM57 234V235H56ZM123 234H125V237H124V235ZM141 234H142V236H144V237H142L141 236ZM193 234V235H192ZM213 234V235H212ZM224 234V235H223ZM229 236H228V235ZM181 235V236H180ZM199 235V236H198ZM209 235V236H208ZM212 235V236H211ZM215 235V236H214ZM217 235H221L220 237L219 236H217ZM232 237H231V236ZM245 235V236H244ZM135 236V237H134ZM154 236V237H153ZM174 236V237H173ZM198 236V237H197ZM201 236V237H200ZM205 236V237H204ZM211 236V237H210ZM214 236V237H213ZM235 236V237H234ZM236 236L237 237H239V238H236ZM253 236H255V235H253ZM16 237V238H15ZM140 237V238H139ZM153 237V239H151ZM209 239H208V238ZM217 237V238H216ZM231 237V238H230ZM17 238H19V239H17ZM60 238V239H59ZM65 238H66V236H65ZM64 238V239H65ZM135 238V239H134ZM143 238V239H142ZM172 238V239H171ZM211 238V239H210ZM225 238V239H224ZM229 238V239H228ZM67 239L68 238H66L65 240H64V242L65 241H67ZM132 241H131V240ZM139 239H140V241H139ZM201 239V241H199ZM203 239V240H202ZM221 239V240H220ZM224 239V240H223ZM234 240V241H232V240ZM243 239V240H242ZM6 241V242H4V241ZM9 240V241H8ZM130 240V241H129ZM150 240V241H149ZM154 240V241H153ZM183 240V241H182ZM239 240V241H238ZM8 241V242H7ZM134 241H136V243H134ZM169 241V242H168ZM190 241V242H189ZM193 241V242H192ZM198 241V242H197ZM227 241V242H226ZM242 241V242H241ZM125 242V243H124ZM152 242V243H151ZM157 242V243H156ZM197 242V243H196ZM230 244H229V243ZM232 242V243H231ZM262 242H263V244H262ZM5 243V244H4ZM143 243V244H142ZM176 243V244H175ZM195 243V244H194ZM262 244V245H260V244ZM19 244V245H18ZM31 244H33V245H31ZM106 244L107 243H105V242H102V244L101 245H103V246H101L100 247V245H95V247H96V249L94 248V250L92 251V257H93V255L94 256H96L97 255V258L99 259H97L96 257V259L98 260H96L97 261V264H108V263H112V262H110V260L112 261V258H110L114 253H112L111 252V248H108V246H106ZM126 244V245H125ZM133 244V245H132ZM135 244V245H134ZM169 244V245H168ZM172 244V245H171ZM218 244V245H217ZM237 244V245H236ZM242 244V245H241ZM248 246H247V245ZM105 245V246H104ZM122 245H124L123 246V248H122ZM131 245V246H130ZM145 245V246H144ZM147 245V246H146ZM187 245V246H186ZM189 245V246H188ZM221 245V246H220ZM231 245V246H230ZM36 246V247H35ZM97 246L99 247L98 248V251H97ZM177 246V247H176ZM204 247V248H200V247ZM220 246V247H219ZM52 247H53V244H52ZM150 247V248H149ZM166 247V248H165ZM187 247V248H186ZM244 247V248H243ZM249 247H251V248H249ZM254 247V249H252ZM258 247V248H257ZM261 247V248H260ZM102 248V249H101ZM128 248V249H127ZM164 248H165V251H164ZM185 248V249H184ZM194 248V249H193ZM197 248V249H196ZM207 248V249H206ZM101 249V250H100ZM150 249V250H149ZM153 249V250H152ZM163 249V250H162ZM178 249V250H177ZM200 249V251H198ZM223 249H224V251H223ZM262 249V250H261ZM126 250V251H125ZM171 250H173V251H171ZM176 250V251H175ZM181 250V251H180ZM183 250V251H182ZM211 250V251H210ZM45 251V250H44ZM43 251V253L44 254H46L47 256H48V258L50 259L51 258V261L53 260V259H55V260H53V262H56L57 261V255L55 254V253H53V252H50V251H45L44 252ZM130 251V252H129ZM141 251V252H140ZM196 251V252H195ZM111 252V253H110ZM191 252V253H190ZM201 252H203V253H201ZM208 252V253H207ZM97 253H99V254H97ZM174 253H175V255H174ZM201 253V254H200ZM96 254V255H95ZM133 254V255H132ZM163 254V255H162ZM170 254V255H169ZM177 254V255H176ZM206 254V255H205ZM221 254V255H220ZM144 257H143V256ZM188 255V256H187ZM114 256V255H113ZM137 256V257H136ZM53 257V258H52ZM186 257V258H185ZM250 257H251V259H253V260H251L250 259ZM258 257V258H257ZM260 257H262V258H260ZM94 258V257H93ZM110 258V259H109ZM189 258H191V259H189ZM109 259V260H108ZM120 259V258H119ZM145 259V260H144ZM149 259V260H148ZM157 259V260H156ZM173 259V260H172ZM180 259V260H179ZM194 259V260H193ZM201 259H202V261H201ZM225 259V261L227 262V263H224L225 261H223ZM240 259V260H239ZM245 259V260H244ZM247 259H248V261L250 262V263H248V261H247ZM93 260V259H92ZM95 260H93V262L92 261H89L87 264H96V261ZM142 260V261H141ZM148 260V261H147ZM151 260V261H150ZM177 260V261H176ZM199 260H200V262H199ZM205 260V261H204ZM208 261V263H207V261ZM215 260H219L218 262L216 261V262H214ZM242 260V261H241ZM256 260V261H255ZM77 260H74V261H72V262H70L69 260L66 262L67 264H85V261H83V260H81L80 262H76ZM95 261V262H94ZM109 261V262H108ZM117 261V260H116ZM154 261V263H152ZM191 261V262H190ZM241 261V262H240ZM148 262V263H147ZM163 262V263H162ZM166 262V263H165ZM175 262V263H174ZM182 262V263H181ZM186 262V263H185ZM197 262V263H196ZM203 262V263H202ZM240 262V263H239ZM245 262V263H244ZM120 262H119V264H121ZM0 264H3V262H2V260H0ZM113 264H118V262L117 263H113Z\"/></svg>",
  "mask_w": 264,
  "mask_h": 264
}]
</instances>
